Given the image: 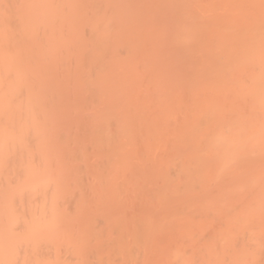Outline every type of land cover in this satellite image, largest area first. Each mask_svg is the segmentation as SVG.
<instances>
[{
	"label": "bare ground",
	"instance_id": "1",
	"mask_svg": "<svg viewBox=\"0 0 264 264\" xmlns=\"http://www.w3.org/2000/svg\"><path fill=\"white\" fill-rule=\"evenodd\" d=\"M62 1H64V0H62ZM62 1H60V0H0V264H72L69 262H65L66 260L64 261V259L61 258V256H62L61 253H63L61 250V247H62V249H63V247H65L68 250L76 251L75 252L76 254L78 253L76 255V259H75V263L77 262L76 264H89V263L93 264L92 262L97 257L96 256L97 254H99L101 256V257H98V259L100 260V264H103V262L105 264L106 263L112 264L113 262L117 261V258L114 261L113 260L114 256H111L112 260H110V257H109L108 259L110 261L108 259H106L107 262L105 261V258L108 256V254L110 252L111 253L109 254V256L113 253H114V255L117 254V253H115V251L112 252L113 248H114V250L117 249L116 246L119 247L118 248L119 251L117 250L116 252H120L119 255L121 254V255L125 256V261L127 264H130V262H129L130 260H131V264H134V263H136V264L137 263H140V264H264V261H263L264 260V258H263L264 257L263 256L264 255L263 254L264 253V220H263L264 219V217H263L264 216V212H263L264 211V181H263L264 180V168L262 166V164L264 162V160H263L264 159V0H207L206 2H204V0L203 1H201V0L200 1L189 0V2L187 1L186 4L189 3L190 8L189 7L186 8V6H188V4L187 5L184 4L186 0H184V2L182 1L183 5H182V3L180 4V0H175V1H173V0H153L151 2L150 6H149L147 0H136V1L134 0L136 3H133V5L136 4L135 6L131 5V3H130L133 0L132 1L129 0L130 4L126 3L128 0L127 1L125 0L126 1L125 3L127 5H129V6H127L125 4L126 7H130V10H131V7H132V9L134 7V10L136 13V14L134 12L132 13V11H134V10H132L131 11L132 14L130 13V15H128V17L126 16L127 14L126 15L124 14V12L128 11L129 9L128 10L126 9L124 11V10L120 9L118 6H117L118 10L119 9L122 10L123 14H121V11L119 10L120 11L119 17L115 16V15H118L119 13H118V10L116 9L117 12H115V15L113 14L116 6L113 4V3H115V1L114 2L112 1L113 7L115 6L114 11L112 10V12H113L112 16H114V18L113 17L109 18L108 16L111 17V15L107 14V17L110 20H108V18H107V20H105L106 15L105 16L103 15L104 18H101L102 16L101 17L99 16L100 17V19H99L97 17V14L99 15L98 10L101 8L103 9L104 6L107 4V1L109 2L111 0L100 1L101 3L106 1L105 5L104 4L99 5L100 3H98V0H96L98 4L96 3L95 0H92L94 3L97 4L96 5L97 7H96L94 4H92L93 2L92 3L90 2V5H92V8L94 6L96 7L97 13H96V11H94L93 14H96L95 18L100 20V22H98V20H95L94 23L92 22L94 19L89 20L90 17L84 18V16L87 14L86 12H88V10H89V9H87V7H88L87 4L91 0H89V1L87 0L88 1L87 3H86V0H83V1L82 0H77V1L73 0V2L75 4H76V2H77V4L79 3L77 6L71 5V3H67V0H65L63 3H65V6L67 5V7H65L63 5ZM70 1H72V0H70ZM172 1L174 3L179 1V3L177 4L178 6L176 8H178V10H179V5H180V9L183 6L186 8L185 9L186 11L181 10L177 13V15H173L175 12L171 8L172 5L171 6L169 5V3L172 4ZM60 2H61V6H63V10H60V9H62L61 6H60V9L58 7V5H60ZM140 2H141V4H140ZM196 2L201 3V4L203 3V4H202V6H200L201 4L198 5V3H196ZM84 3H86V5H87L86 8L84 6L85 5ZM116 3H117V0H116ZM143 3L144 4L147 3L146 6L148 5L149 7L152 6L151 7L152 10L150 8H148V6L145 7V5H144V7H145L144 8L142 6ZM194 3H196V5H198V7L200 6L199 7L200 13L195 14V16L191 15L192 13H194L198 10V9L196 10L197 7L194 6L195 5ZM110 4L108 3V5L105 6V8H106L105 10H107L109 14H111L110 13V10H111ZM82 5H83V8H82ZM122 5L123 4L121 3V7H122ZM204 5L206 6V8L203 7ZM78 6L80 9L78 8ZM100 6H101V8H100ZM167 6H170V8L173 10L174 13H172V15L169 14L170 16H168L166 14V16H168V18L165 19L164 18L165 15L164 16H162V15L166 11L163 12V10L161 8H163L164 10H166L168 8L167 10H169L170 8ZM69 7H71L70 8L71 11H70ZM76 7L80 11L82 9H84L85 11H83V13L85 12V14L83 15L80 11L76 10L75 9ZM126 7H123V9H125ZM72 8H74L75 10L73 9V11H72ZM107 8H109V10ZM138 8L140 11H138ZM64 9L67 11H65ZM141 9H143V11ZM149 9H150L151 13L150 12H147V13L144 12V11H148ZM153 9L155 10V12ZM187 9L190 10V14H188L189 10L187 11ZM50 10H52V11L54 10V11L51 12ZM157 10L159 11L158 13H156ZM208 10H209V12H208ZM61 11H63V15H62V13H60ZM77 11H78V13L80 12V14H78ZM161 11L163 13H161ZM170 11L169 12L167 11L166 13H170ZM201 11H203V12H201ZM49 12H51V15ZM100 12H102V11L100 10ZM104 12H106V11H104ZM52 13H53V15H52ZM65 13L66 14L69 13V15L71 14L73 16L71 17L67 14L68 18H66ZM144 13L146 14L147 17L144 16L145 15ZM152 13L153 14L156 13V16H154ZM203 13H206V14H203ZM77 14H78V16H77ZM102 14H104V13H102ZM133 14L135 17L134 16L132 17ZM157 14L161 17H159ZM202 14H203V17H202ZM43 15L44 16L46 15V16L44 17ZM86 16H90V14L86 15ZM157 16H158V18L162 19V20H159L162 22L164 20L170 22V20L172 21V19H174V17H172V16H176L175 17L176 21L174 20L175 22L172 21V24L170 23L171 25H175V27H173V26L171 27V25L168 22L166 24L165 21H164L165 23L163 22L164 24L162 23L163 26H161V22L156 20L157 23L159 24L158 26H161L157 29L156 28V27H158V26H156L157 24L155 23L156 25L155 24L152 25L154 21L151 22V20H153ZM52 17H54V18H52ZM57 17H58V19H57ZM70 17H71V19H70ZM75 17H77L79 19L76 20ZM82 17L85 19V21L87 20L84 24L85 27L82 26V24H83V22H82L83 18ZM122 17L127 18V20L125 19L126 21L123 19L125 21V25H126L125 27H123L124 25H122V24H124V22L118 23V25H116L117 22H119V21L121 22ZM136 17H137V19H135ZM162 17L164 18V20ZM171 17H172V19H171ZM191 17H195V18L191 19ZM117 18L118 19L121 18V19L118 20ZM142 18H144V19H142ZM169 18H170V20H168ZM185 18H189V19L182 21ZM200 18H202V19H200ZM50 19H53V20L51 21ZM61 19H62V21H61ZM140 19H142L143 21ZM54 20L55 21L57 20L56 23H58L59 27L57 24H55ZM79 20H81L80 22H82V23H79ZM129 20H131V21L129 22ZM187 20H188V22H186ZM72 21H73V23H71ZM76 22L79 23L78 26H76L77 25ZM89 22H90L91 26H92V24L94 25L93 28H91L93 30L92 31L89 30L91 27L90 26L89 28L87 27L88 29H85V32L88 33V31H90L92 33L91 34L89 32L90 35L88 33V35L92 36V38H93L92 39L90 37L92 40L89 38L90 42L94 41L93 45L96 48V50H98V51L94 52V49H92L93 50L92 51V50H90L91 48H89V50L93 52V53L91 52V54H90V51L88 50V45H85L87 43L86 42L87 39L85 40L83 38V41L86 42L85 44H83V41L81 40L82 38L80 39V38H78L79 36H75V35L73 36V34L78 33V32L73 33L75 31V29H74L75 26H76V28L77 27L80 28L79 25H81L82 26L81 28L84 30V28H86V25L87 26L89 25ZM62 23H64V25ZM46 24H48L47 27L46 26L44 27V25H46ZM54 24L57 26V28H55L56 26ZM72 24H74V27H72L73 26ZM149 24L152 25V27ZM168 24L170 25L171 28L166 26ZM41 26L43 27V31L41 29L42 33L40 35L42 37V40H43V36L45 38L47 35H48L47 36L48 38H50V36H52L53 38H57V36L59 34L62 35L61 32H63L64 29L69 28L67 26H71L69 28V30L70 29L72 30V28H73L74 31H72V33H73V34H71L72 40L70 43L68 42L69 43L68 45L72 44V42H74L76 39L78 42V39H79L80 47H79L78 43L75 41L73 43V45H71V47L74 48V50L71 49L70 50L71 52H69V50H66L65 53L63 54L62 53V52H64L63 50L65 49V47H67V43H64L65 37H67L66 39L69 40L68 36L66 35L67 33L64 34L65 35L64 37H58L57 41L55 40L56 43H55V41H53L54 40L53 38L52 39L50 38L51 39V41H50V39H48L46 37L44 40L47 39L46 40V42L48 43L47 44L46 42H44L42 40L40 41L38 31L40 30L39 28H41ZM148 26H150L154 31H151V28ZM153 26H156V27H153ZM162 27L165 29H163ZM44 28H46V30H50V32H48L47 35H46L47 32L45 33L46 30L44 31ZM51 28H53V29H51ZM59 28H63V30L59 29ZM149 28H150V30H148ZM167 28L170 29V31L168 33H166V31H164ZM54 30L58 31V34H57V32H55L56 33L55 34ZM71 30H70V32H71ZM77 30H78V28H77ZM80 30L81 29H79V31ZM155 30H156V32H155ZM52 31H53V34L55 36L51 35ZM148 31L151 34H154L158 38V41L156 42V44H157L156 47H158V45H159V48H163V47H161V45L163 44L164 45L163 49H166V51H167V47H169V49H170V45H167V43H168L167 41L171 40L170 43L174 42L173 43V44H175L174 49L176 50L175 47H177L179 52L177 50L175 51L174 49H172L173 47H171L170 50H174V51H172L174 53L169 52V50L167 53L168 54L172 53V54H170V56L172 57L174 55V58H176L179 54V56H178L179 59L173 58L174 60L179 61V60H181V58H184L181 61H179L178 63H176L177 65L181 64L180 66H177L178 67L177 69H175V66H176L175 64L171 66V63H168L167 61H163V54L162 55L158 54L159 57H161V58H159L156 53L155 54L151 53V49L154 47L155 42L149 40L150 37L147 38V36H145V33H147ZM82 33H83V31H82ZM155 33H157V34H155ZM165 33L167 35H165ZM42 34H43V36H42ZM161 34H162V36H165V37H162ZM83 35L86 36L85 33ZM88 35H87V38L89 37ZM116 35H118L119 39H122L124 44H125V42H127L128 44L123 45V44L118 43V41H116ZM158 35L161 37H158ZM72 36L75 37L76 39L73 38ZM166 37H167V39H165ZM59 39H63V40H59ZM164 39L166 40V43H164V41H165ZM37 40L39 41V43ZM48 40L50 43L52 42L53 45H51L48 42ZM80 40L82 42H80ZM111 40H113V43H110V42H112ZM161 40H162V42H161ZM90 42H88V44L91 47L92 43H90ZM114 42L117 45H119V44L121 45V47L119 45V47H120L119 53L123 52L124 57H126L127 59L121 56L122 53H120L118 55L117 51H116L117 49L114 50V48H113V51L110 50L111 45H114ZM37 44L40 45V47H37ZM46 44L47 45L50 44V47L52 48V49H50V47H48L47 49H50V50H47L48 51L47 53H45L46 51L44 50L46 48ZM116 44H115V47L117 48ZM176 44H178V45H176ZM42 45H43V47H42ZM54 45H55V47H54ZM83 45H85L84 51L87 53L85 55L86 56L88 55L89 58L86 56L84 57L85 52H83V54L81 52V51H83V49L81 50L80 48H83ZM77 47H79V49ZM122 47H125L126 53H124V51H125L124 49H123V51L121 50ZM75 48L77 49L76 51L80 50L79 55L77 54L78 52L77 53L74 52ZM139 48H141V50ZM108 49L111 51V53L113 52L116 56L118 55V58L122 57L119 60L121 61V63L125 64L124 67L126 69V73L128 76L127 78H130V79L133 78V79L137 80L136 84L138 86V89H135V91L133 90V87L131 86V84H132L131 81L129 82L130 89H127L128 88L127 83H125L126 84L125 87L123 86V88H126V89L123 90L122 87H121V89H119L120 85L121 86L125 85L123 82L124 80H121V78L123 79L124 76L122 77V75H121L120 77H118V75L122 74L121 71L118 69L120 71V74H119V71L114 66H112L114 64L113 63L111 64L109 62L110 58H111L110 56L112 54H110V51ZM37 51L39 53L38 58L36 56ZM100 51L102 53H98ZM108 51H109L110 56L108 55ZM154 51H155V49H154ZM50 52H51V54H50ZM88 52L90 55L88 54ZM103 52L104 53L107 52V54L105 53V55H102ZM175 52L176 53L178 52V54H176ZM42 53L49 54L50 57L48 55H42ZM61 53L63 54L64 57L63 56L60 57ZM72 53H74V54H72ZM75 53H76V55H78V57H80L79 60H76L77 58H75V56H76ZM95 54H97L98 57ZM98 54L102 55L103 57L100 58L101 56H99ZM193 54H197V55L194 56ZM41 56L42 57L45 56L44 59L41 58ZM94 56L96 57V59L94 58ZM105 56H107V57H105ZM128 56H130V57H128ZM72 57H74L75 59ZM108 57H109V59H107ZM134 57L137 58L138 61H136V59ZM47 58L49 60H53V61H51L52 64H53V62L55 63L57 61L56 62L57 64L55 63V64H53V66H50L51 64H49V60ZM90 58L92 59V61L88 60ZM103 58H106L107 60L106 59L104 60ZM123 58L126 59L127 61H130L132 64L130 62L124 61ZM42 59H43V61H42ZM61 59L64 62H66L65 65L63 64L64 62H62ZM81 59H82V61H81ZM100 59H102V60H100ZM159 59H162L163 62ZM37 60H39V61H37ZM44 60H45V63H44ZM54 60H56V61H54ZM58 60H59V62H58ZM67 60L70 62L74 60L73 64L75 61H79L78 62L79 64L77 62H75V65L78 64L79 67L77 66V68H74V69L72 68L73 71L75 69H78L77 71H79V73H81L80 72L81 70H79V68L81 69V67L83 66V62H84L83 60H87L89 63L93 62L94 60H96V61L100 60L99 63L101 61L102 62L107 61V62L103 63L104 64L103 67L102 66L100 67V65H103L102 62H101V64H99L98 61H97V65L95 64V66H97V71L100 68V70L98 71L99 73L103 71L101 73L102 75H103L104 71L105 72L107 71V69H108V71H111L110 68L112 67L111 69L113 71H111V72H113V73L115 72L114 73L115 76L113 78L114 79L113 83L115 84L114 81L116 79L117 80L120 79L119 80L120 82L122 81L120 83L119 81L116 80V83L119 82V83H117V85L120 84V85H118V87L116 84L114 85L115 87L118 88V90H115L114 89L115 87L112 86L111 83H110V85H111V87H110V86H108L109 84H107L105 82V81L109 82L108 79L112 78L111 72H110V75L107 72L108 74L106 75V78H108V79L106 80V79H104L105 77L100 78L102 76L101 74L96 75L97 71H94V69L96 67L93 68L94 66L90 65L91 69L87 70V71H89L88 74L90 73V71L95 72L94 75L99 76L98 78H100V79H98V81L99 82L102 81L104 83L103 85L108 86L109 89H113L115 94L118 93V94H116L115 97H118V98L122 97L121 99H118V98L117 99L120 100L121 103L130 104L129 107H131L133 109V111L135 112V114H132L133 112H131V110H129V108L127 109L126 106L125 107L121 106V104L120 105L119 104L118 105L117 104H111L113 101L112 102L110 101V104L112 107L108 106V105H110L109 104V98H106V101L108 103L106 101H104L105 98H102V95H104V93L106 95V93H108L110 91L108 89V87H107L108 92L106 90H104V92H102L103 90L101 91L102 95L100 94L101 92H99V94L97 93L99 86H97V88H98L97 90H94V91H97L96 93L98 96L101 95V98L98 97L101 99V100L99 99L100 101H102L101 103L105 102V106H104V104H102V105H103L104 111L106 113H103L102 118H105V116H106V118L108 119L109 116L111 118V115L113 117L115 116V118L113 119L114 123L117 121L115 124L113 123L112 119H110V118L109 119L112 122L113 129H114V127L116 129L117 128L118 129L113 130L111 128V126L108 128L106 127L107 129L103 128V127H105V125H107V123L104 119H103V122L106 124L103 125L100 122L102 120L101 115H99L101 120L98 119V121H96L95 119H93L96 121L94 123L93 127L96 128V130L98 128V130H97L98 132H101L105 129L104 130L105 133L104 132H102V133H104V135H108V136H110V135L114 136V134H112V132L115 131V135L117 132L118 133L117 135L121 138V142H122V144H119L120 141L118 140L119 139L118 136H117L118 138L117 137L115 138L118 140V141H116L117 143H115V139H113V141L111 139V138H113V136L112 137L110 136L111 137L110 140H106V139H109V137L106 138L107 136L104 137L103 134H101L100 137H102V142L100 140L101 138H99L100 143L96 142V144L98 143L99 145L98 144L96 145V144H94L95 142H93L92 144L94 146L96 145L95 148H94V146L90 147L89 146L90 144L87 146V148L90 147L89 149H87V151L90 152L91 151L90 149L94 148L92 151H94V153L96 152V154L97 153L99 154V156L97 155V157H99V158L103 157V158H106L108 160V161L107 160L105 161L103 159L105 162H108L107 163L108 165H107L106 169H105L106 165L105 166L102 165L105 170H104V172L102 171L101 174H98L100 172H98L97 170L96 171L98 173L97 172L93 173L92 169H90L89 171H86L88 173V174L86 173L87 176L90 177L89 180L92 179L91 175H89V174H91V173H89L90 171H92V173L94 174V177H95V174L100 175V178H98V179H101L100 184H96L94 186V188H96V189L93 190V188H92V191L95 193L94 195L97 196V197L96 196H94V197L100 198V196H103L102 198L105 199V197L111 196L108 198L109 199L112 198V201L114 203L113 204L111 202V200L109 201L106 198L107 199V200L105 199L106 203L100 202V204L101 205H102V203L106 204V205L103 204L104 208L111 204L112 207L110 206V211H109V207L106 208L108 210V212H107V210H105L102 207H101V209H98L99 215H100L99 210L104 209L103 212L101 213L100 217L102 219V216L106 215L104 220H106L105 222H108L109 220H111V221H109V224L113 225L112 228H114L115 223L118 222L117 223L118 226L115 225V228H116V229H114L115 231H113V229L110 228L109 226H106L109 230V234L106 233V235L107 236L113 235V236H111L112 239L109 236L108 237L105 236V238H107V240L110 239L108 242V246L106 248H104V246L106 244L103 245L100 242V240L97 239L101 236L102 237L104 236L103 235L104 231L98 232L100 229L99 230L97 229V232L99 234L103 233L102 235L100 234V236L98 235L97 232H96L97 234L94 235L95 232L93 231L94 234L91 233L92 234L91 238H89L90 234L86 233L88 230L91 231L92 229L90 228L87 230L88 227L87 228L85 227L86 226L85 224L89 220H87L85 222H82V221H84L87 218L89 219L92 215L89 213L91 216L88 215L89 216L88 217L87 214L84 215V213H83V216H82V212H81V210H83L82 204H81L82 207H80L81 213L79 212L81 214V216H80V214H78L79 216L77 214H75L77 212L74 211L75 213H73V214H75L77 216L76 217L72 216V218H68V215L65 214L67 212L63 211L65 206L61 205L62 197H64V195H66V193H68V192L70 193L69 189H71L70 185H69V182H72L70 180L71 174H69L70 176L67 175V171L70 168L69 166H71V168H72V165H69V163L71 161L75 160L77 155L79 157H77L76 160L78 159L77 161L79 162V160L81 159L79 153L81 154V152L83 150H81L82 148H80L79 152L75 151L76 153L74 152V150L70 151L69 147H66V145L71 146V144H68L67 142H69V141H67L66 139H65L66 142L63 143V144L67 143L66 145L60 144V142L62 143L63 141H65V140H63L64 136L61 139L62 141L59 139L61 137L59 135L62 133V131L65 130L68 134V138H70V136L73 137L72 134H69L72 132V129H71V132L67 131L68 129H70V128H68L69 125L67 127V130H66V127H65V129H63L64 125H63V128H62V126H60L63 121H61L59 123L58 120L54 119V116L55 117H58V116H56V114H54V115H51V114H53L52 112H54V113L58 112L59 110L57 111V108L61 107V108H59L60 109L59 112H61V113L59 114V112H58L57 115L59 114L60 115L59 117L62 116L61 114H62L63 110H61V109H64V106L67 105V103L64 104V106H63V103L61 104L59 100L63 97H66L67 94L65 93L66 94L65 95L64 93H62L63 92V91H61L62 87L59 88L58 86H56L57 84H55V83L58 80L56 81V79H55V83L53 82L54 85H52L53 83L50 82L51 79L48 78L47 80H49V81H47V82H45V80L48 77L47 76V70H48V73L51 75V78H52L53 67L56 68L58 63H60L61 66L63 65V66L68 67L67 64H69L70 62L68 63ZM36 62L37 63L41 62V63L39 65V64H36ZM80 62H82V63H80ZM111 62H112V60H111ZM184 62H185V64L182 65ZM106 63H108V64H106ZM46 64H49V65H46ZM105 65H108V68H107V66L105 67ZM44 66L50 67V68L44 69L43 68ZM109 66H111V67H109ZM129 66L132 69H134V68L135 69L131 70V68ZM173 66H174V68H172ZM71 67H73V66H71ZM88 67L86 66L87 69H88ZM104 67L106 69L101 70V69H104ZM138 67H140V68H138ZM181 67L183 68V70L185 69V71H183ZM51 68H52V70H51ZM187 68L189 69L188 74H186L187 73L186 71L188 70ZM49 69H50L51 73L49 72ZM172 69H174V70H172ZM68 70H69V68H68ZM163 70L165 72H163ZM170 70H172V71L176 70L177 73H176V71H175V73H171L172 71H170ZM43 71H44V73H43ZM77 71L75 70L74 72L76 73ZM182 71H183V73L185 72L184 76L182 77L183 79L180 76V75H182V74H180V73H182ZM39 73H41L42 75ZM67 73L69 74V72H66V74ZM130 73H132V75H130ZM43 74H44V76H43ZM133 74H134V76H133ZM163 74H165L164 77H163ZM172 74H175V75L179 74L181 79L177 78L176 77L177 75L176 76L173 75V76H175V79L178 82L175 83L174 88L172 90L167 92L168 88H166V89L163 88L164 87L163 82H164L165 78L169 79V77H172ZM76 75H74L75 77H72V79H71V75L69 74V80L71 79L70 81H72L74 79L72 81V84L78 80V77H80L79 76L80 74L78 75V73H76ZM90 75H92V73ZM94 75L91 77H95ZM185 75H187V76H185ZM54 76H57L56 77L57 79L59 77H61V75L58 76L57 74ZM81 76H82V74H81ZM39 77L42 79L44 77L45 79H43V80H44L45 84L47 83V85H49V86L52 85L53 87L51 86L52 88L49 87V89L47 87V89H46V85L43 83L44 84L43 86H45V88H44L45 90L44 89L41 90V88H43V86H41V83L39 82ZM84 77L85 76H83V78ZM185 77H187V78L184 80ZM53 78H55V77H53ZM75 78L77 80H75ZM61 79H64V78H61ZM61 79H60V81H61ZM89 79H90V84H92V85H90L88 83ZM89 79H88V82H87V80H83V83H82V80H80L81 82H79V80L77 81V83L79 82L81 84V86L83 84L82 88H83L84 92H85L84 86L87 87L86 91H88V93L92 92V90H93L92 86L93 85L94 86L98 85V81H96L94 79V82L95 81L96 82L93 83L91 80L92 78H89ZM102 79H104V80H102ZM176 80H175V82H176ZM62 81H64V80H62ZM84 81H86L87 83H85ZM126 81H128V80H126ZM59 83L60 82H58V84ZM84 83H85V85H84ZM60 85H64V82L63 83L61 82ZM77 85H75V86H77ZM37 86H38V88H37ZM55 86L57 87V89H60V90L56 91L57 89L55 88ZM78 87H79V85H78ZM82 88L80 87L81 90L78 88V92L82 91ZM90 88H91V91H89ZM94 88H96V87H94ZM53 89H55V90H53ZM65 89H66V87H65ZM46 90H47V92H49L48 90H50L49 96H51V94L53 92H54L53 93L54 95L56 93V96H52V97H54V99H56L57 97L58 98L60 97V99H58V98L56 99V101H59L57 103L59 105L61 104L60 106L56 105L55 102L54 103L52 102V104H51L50 99H49L50 101L45 100V98L49 97L48 94H47L48 97L43 96L44 97L43 98L41 96V95H45V94H41V91H46ZM60 91L64 96L61 95V93H59ZM57 92H58V94H57ZM64 92H65V90H64ZM119 92L121 93V95L119 94ZM123 92H125L124 93L125 96L127 95L124 98L128 101L124 100ZM126 92H127V94H126ZM68 93H70V92H68ZM70 94H68L69 96H67V98L72 97V94H71V96H70ZM89 94H93V93H89ZM84 95H86V94H84ZM94 95H95V93L93 94V96ZM133 95L136 98L133 97ZM130 96H132V97H130ZM90 97L86 98L85 101H87V99L91 101ZM127 97H129L130 100ZM74 98H70V99H74ZM75 99L74 100L77 103H80L79 99L77 101V97ZM93 99H95V98L93 97ZM63 101H64V99H63ZM75 101H73V102H75ZM49 102H50V106H49ZM61 102H62V100H61ZM84 102H83V104H84ZM71 104L76 105L75 103L74 104L71 103ZM93 104H95V102L92 103L91 105L93 106ZM113 105L114 106L116 105V107L114 108ZM51 106L53 107V109H56V111L53 110L52 112L49 113V111L52 110ZM76 106H75V108L77 109ZM79 106H81V105H79ZM95 106H94V108L98 109ZM71 107L73 109V106H71ZM75 108H74V110H75L74 113L78 110V109L76 110ZM85 108H87V107H85ZM89 108H91V107H88L85 110H89ZM79 109L81 110L80 107H79ZM66 110H67V108H66ZM94 110L93 111L91 110V111L92 112L98 111L97 115L101 112V111H99V109L97 111H94ZM109 110L111 111V113H109ZM89 111H86L87 112L86 113L82 108L81 114L79 113L80 111L76 112V115H78V116L73 114V116H75V119H77V118L78 119L73 120V122L72 121H68V122H72V124L74 126H76V124H74V122L75 121L78 122L79 118L83 117V115L86 116V114H89V113H90L89 115H91L92 112H89ZM121 111H123V112H121ZM66 112L67 113L70 112V115H71V111L67 110ZM72 112H73V110H72ZM82 112H85V114L84 113L82 114ZM124 112H126V113H124ZM129 112H130V114H129ZM92 114H96V113H92ZM100 114H102V113H100ZM113 114H115V115H113ZM66 115L64 112L63 116L65 117ZM70 115H68V116H70ZM99 116L94 115V118L95 117L98 118ZM128 116H130V117H128ZM131 116H132V118H131ZM124 117L127 118V119L125 118V121H126L125 123L123 121ZM66 118L67 117H65V120H67ZM86 118H87V120L89 119V121L92 120V119H90L91 116H90V118H89V116H86ZM128 118H130V119H128ZM50 119H52V120H50ZM72 119H74V118L72 117ZM53 120H55V121H53ZM81 120L82 119L79 120V123ZM110 120H109V122H110ZM91 122H94V121H91ZM91 122H89V123H91ZM107 122H108V120H107ZM56 123L57 124L59 123L60 125H57ZM97 123L99 125L102 124L103 129H101V126H102L101 125L100 126L101 130H99V127H96V126H99ZM126 123H129V125L131 123H133L130 126L134 125V127H132V128H136V129H133L135 131L134 132L135 135L137 136V137L135 136V138H134L135 140L129 139L130 134L126 130V128L123 127V124L126 125ZM187 123H188V125H187ZM189 123H191L190 124L191 126H189ZM52 124H54V125H52ZM63 124H65V123L63 122ZM67 124H69V123H67ZM87 124H88V122H87ZM87 124H83V126H78L75 128H79V130L78 129H76V130L82 131L84 129V125H87ZM95 124H96V126H95ZM185 124L187 125L188 128H186ZM192 124H194V125L192 126ZM109 125H107V126H109ZM57 126L60 127V129H58ZM88 126L89 125H87L85 127L87 131H89ZM90 126H92V125H90ZM183 126H185V128H186L185 131L183 130V129H185ZM51 127H54V128H51ZM189 127H191V128L189 129ZM80 128H82V129H80ZM55 129H56V131H55ZM188 129H189V131H188ZM76 130L74 131V133H75V136L73 137L74 139H75V137L78 136V134L76 133ZM93 130L94 129H92L91 131L93 132ZM179 130H180V134H179ZM84 131H85V129H84ZM110 131H112V132H110ZM55 132H56V135L58 133V137L56 135H54ZM109 132H110V135H109ZM181 132H183V133L185 132V136H183L184 138L186 137V139L188 138V140H193L191 142L190 141L188 142V140H187V142H186V139H185V141H183L184 143L182 142V139L179 141V142H181L180 143L181 147L183 144H185L183 146L186 148L187 145L190 144V145H188V147L190 146L189 149H188V147L186 148V149H188L189 153L186 152L184 150V148L183 147L181 148L180 146H179L180 148L179 147L178 148L180 150L181 149L184 150V152L181 150L182 153H179L181 151L177 150L178 149L177 146H175L169 142V138H173V139H176V138L178 139L179 137L181 138L183 135V134H181ZM94 133H95V130H94ZM97 133H96V135H99ZM52 134H53V136H51ZM81 134H82V132H81ZM178 134L180 135L179 137H177ZM191 135L194 136V138ZM56 137H57V139H56ZM84 137L85 136H83L82 139H86ZM90 138H91V136H90ZM104 138H106L105 139L106 141H111V142H105L104 143ZM165 138L168 140L166 144L163 143V141H165L164 140ZM184 138H183V140H184ZM48 139H50V140H48ZM74 139H70V141L72 140V142H73ZM159 139H161V140H159ZM30 140L33 141V143ZM51 140H52V142H51ZM55 140L57 143L55 142ZM77 140H79V139H77ZM92 140H91V142H92ZM95 140H96V138H95ZM158 140L163 143V146H161L162 143H159ZM97 141H98V137H97ZM28 142H29V144H28ZM72 142H70V143H72ZM74 142H76V141H74ZM79 142H76V143H79ZM123 142H124V144H123ZM156 142H158V145L155 144ZM168 142H169V144H168ZM30 143H32L33 145H31ZM55 143H56V145H55ZM84 143H86L85 140H84L83 144ZM59 144L61 147L59 146ZM126 144H128L129 146ZM164 144H165V147H164ZM124 145H125V147H124ZM156 145L161 146V149L163 147L162 151H161V149H159V147L157 148ZM57 146L60 147V148L58 147L59 150H61L62 146L63 147L65 146L67 149L66 148H64V149H66L67 152L69 151L68 154H70V155L66 156L67 154L65 153L66 152L65 150H62V152H64V153L58 152L59 150L57 149ZM79 146H83V145H79ZM99 146H101L102 149L103 148L108 149V151L107 150L104 151L105 149L103 150V152H105V153L107 152L108 154L103 153L102 155H100V153L102 152V149ZM126 146L131 147V149H128ZM52 147L56 151L53 152ZM155 147H156V149L154 150ZM76 148H77V146H76ZM96 148L101 149V152L99 153L98 152L99 150L95 151V150H97ZM175 148H176V151H175ZM83 149H84L83 152L85 153L86 152L85 147ZM153 150L156 151L155 154L153 155L154 157L152 156ZM158 150L161 152H159ZM171 151H173V152H171ZM185 152L188 155H186ZM57 153H59V154H57ZM156 153H157V156H156ZM13 154H15V155H14V157H12L13 158L12 159V158H10V156L11 155L13 156ZM63 154H65V156H63ZM73 154H74V156H73ZM104 154L106 156H109V157H104ZM163 154H165V156ZM173 154H176V155L174 156ZM84 155L86 157V153ZM72 156L74 159L73 160L71 159V161H70V158ZM89 156L87 157V159H85V161L89 160L88 158H91ZM179 156H181L182 159ZM68 157H69V159H68ZM94 157H95V155H94ZM178 157L180 158V160H178L179 159ZM9 158L11 160H9ZM93 158H91V159H93ZM99 158H98V160H99ZM161 158H162V160H161ZM173 158L177 159L178 161H181V163L179 164V162H178V164H177V160H174ZM64 159H65V161L69 160V162L67 164L68 166L65 165L66 162L64 161ZM156 159H158V160H156ZM257 159H259L260 161L262 160L261 161L262 164L261 165L258 164V165H260V167L262 169L260 168V170H259L258 168H256V169L254 168V170H257L256 173L250 172L251 174L253 173L254 176L251 175L250 177H248V179H245L246 180L245 182L238 179V177H241V176H240V174L237 175V173L239 171H241L244 175L245 174L244 171H247L249 169L248 165L250 166V163L253 164L254 162L257 163V161H259ZM13 160H15L14 163H13ZM81 160H80V162H81ZM157 161L163 162V165L161 163H157ZM251 161H254V162H251ZM260 161L258 163H261ZM83 162L84 161H82L78 165L84 166ZM89 162H93V161L89 160ZM89 162H87V164H89ZM74 163L75 162L73 161V164ZM96 163H97V161L95 162V164ZM99 163L101 164V162H99ZM164 163H167V164L164 165ZM62 164L65 165L66 167L65 166L62 167ZM70 164H72V163H70ZM75 164L78 167L77 163H75ZM90 164H92V163H90ZM149 164H150V166L152 165V167H151L152 173L157 175V177L154 175L156 178L153 177V179L155 178V180H156V184H154V185L161 184L159 186L160 187L162 186L161 188H159V186H156V188L158 187V190H159L158 193H161V194H158L155 191V189H153V187H151L154 191L152 193V194H154L153 198L154 197L157 198V199L154 198V200H155L154 202L157 201L156 204L157 205L159 204L158 206L164 205V206H162V208L164 207L163 211L164 210L165 211L164 212L161 211L162 208L159 210H158V208H156L157 210L156 209L155 210L158 211V212H156V211L152 210L151 208H150L151 209L150 210L149 208L145 209V207H144V210L147 212L146 213L143 212V214H144L143 215V214H141L142 213L141 210L135 211V208H137V207L134 206V208H133L134 214L132 213L134 217L133 216H131V218L126 217V216L131 215L130 213H129V215H127L126 214L127 211H125L126 212L124 214L125 216L124 215L121 216L123 214V209L120 208V207H123V206H121V204L126 206L129 204V201H130V200L126 199L127 197L131 196V198H132L133 196H135L133 194H136V193L138 194V192L141 190L142 192L140 191L139 194H141V196H142L141 197L142 201L144 200V198H147L145 196V194L147 195V190H149V189L146 190L147 187L144 188V186L146 184L148 186V182H149V186L151 185V183L147 177H149V175H150L149 178L151 179L152 178L151 175H153V174L147 175L146 174L147 172H145L144 169H143L144 173L142 174L141 168L143 166H144L143 168H146L149 166ZM92 165H91V168H92ZM159 165H161V166H159ZM73 166L75 167V165H73ZM102 166L101 165L99 166V164L97 163V167L101 168ZM67 167H69V168L67 169ZM74 167L72 168V170L74 169ZM84 167H82V168L80 167L81 169H76V167H75L76 170L73 171L72 178H74L76 174H78L79 177H81L82 176L81 173L82 174L84 173L82 171V169L84 170ZM161 167H163V168H161ZM174 167L176 169L179 167V169H177L176 172H173V170H175ZM251 167H252V165H251ZM254 167H257V166H254ZM71 168L69 169L68 172L72 171ZM85 168H87V167H85ZM89 168H87V169H89ZM244 168H245V170H244ZM94 169H97V168H94ZM134 169H136L137 172ZM252 169H253V167H252ZM64 170H66V173ZM79 170L81 172L77 173V171H79ZM151 170H149L150 173H151ZM129 171H131V172H129ZM178 171H179V173H178ZM171 172H172V174H171ZM74 173H75V175H74ZM129 173H131V175ZM137 173H141V176L139 177L140 174H137ZM86 174H83V175L86 176ZM126 174H127V176H126ZM144 174L147 176L144 177ZM177 174H179V175L182 174L181 175L182 177L181 176L177 177ZM185 174H186V176H184ZM98 175H97V177H98ZM159 175H161V176H159ZM243 175H242V180L244 179L243 177L245 176V175L244 176ZM173 176H174V178H172ZM208 176L209 177L213 176V177L209 178L210 182L208 181V179H206V178H208ZM79 177L77 176V178H79ZM86 177H85V182H87V180H88ZM143 177L146 178V181L148 180L147 183L144 181L145 179ZM139 178H142V179H139ZM158 178L161 179L162 181L159 180ZM182 178H185V180ZM227 178H229L228 179L229 181H226ZM80 179H82V183L84 184L85 183L83 180L84 177H81ZM174 179L175 180L177 179V181L175 182V183L178 182L177 185H175ZM193 179H195V180H193ZM204 179H206V180H204ZM212 179L214 181H212ZM220 179H224V180L221 181ZM157 180H159V182ZM171 180H173V181H171ZM140 181L144 182L143 186L140 185V184H142V182H140ZM192 181L193 182L195 181V183L193 184ZM211 181L213 182V184ZM220 181L222 183L224 182L225 184H221ZM230 181H231V183H229ZM260 181H262V182H260ZM75 182H74V184H75ZM152 182L155 183V181H152ZM157 182H158V184H157ZM218 182H219V184H218ZM240 182L241 183L244 182L245 184L243 183L244 184L243 185ZM82 183H81V186H84V188H85V186H87V184L83 185ZM186 183H188V184L190 183V184L184 185ZM199 183H200V186H199ZM76 184H77V182H76ZM163 184H164V186H163ZM206 184H208V185H206ZM227 184H229V187H227ZM259 184H260V186H259ZM138 185H139V188H140V186H142L141 187L142 189H139ZM193 185H195V186H193ZM204 185H205V187H204ZM209 185H211V186H209ZM77 186H78V184H77ZM151 186H153V185H151ZM184 186H187L188 189H187V187H184ZM220 186L222 188H220ZM71 187H72V185H71ZM73 187H72L71 191L74 190ZM89 187H91V186H89ZM201 187L203 189H201ZM206 187H209L210 189H214V187H215L217 190L218 189L219 190L217 193H216V189L212 190L213 191V193H212ZM223 187L224 188L227 187L226 188L227 191L226 190H220V189H224ZM170 188L172 189L171 192H170ZM181 188L182 189L186 188V189L182 190ZM81 189H82V187H81ZM81 189L80 188L75 189V192L77 190V192H79L77 194H80L82 192ZM87 189L85 188L86 191H90L88 187H87ZM143 189H145V191ZM166 189H168L167 192H166ZM189 189H193V191H194L193 199L190 198L191 197L190 195H188V194H190ZM194 189H196V190H194ZM181 190L183 191L184 195L181 192ZM236 190L239 191L238 193H240V195L242 197V199L240 201H238L236 199L237 197L241 198L240 195L236 192ZM163 191L166 193L164 194ZM214 191L216 193L215 197L218 196V198L214 199V197H213V199L215 201L211 199L212 201L210 203V199H208V197L205 195V192L207 195H208V192H209V194L211 192L212 194H210V195L213 196ZM219 191H222V192H219ZM224 191L227 193V195L223 196V193L225 194ZM231 191H233V194L231 193ZM144 192H146V193H144ZM200 192L202 194H204L205 198L201 197L202 194ZM84 193H86V192L83 191V194ZM87 193H89V192H87ZM149 193H151V192H149ZM167 193L168 194L171 193V194L167 195ZM197 193L198 194L200 193L199 196L197 195L198 198L201 197V198H204L203 199L204 201L205 200L207 201V202L201 201V202H203L202 204L204 205V206L202 205L203 210L200 209L202 211L199 210L200 207H198V204L196 202H194L195 199L197 198L195 196ZM218 193H220L222 197L219 196L220 194H218ZM234 193H235V195H234ZM77 194H75V197L79 196V198L81 197V195H83L82 193L80 195H77ZM178 194L181 198L178 196ZM243 194H246V195L243 196ZM86 195L88 197V195H90V194H86ZM121 195H122V197L120 198L119 196H121ZM155 195H157V196H155ZM166 195H167V197H166ZM185 195L186 196L188 195V196L185 197ZM143 196H145V197H143ZM147 196H149V195H147ZM77 197L74 200H78L79 198L77 199ZM84 197L85 196H83L82 198H84ZM118 197L120 199H122V203H120V201H121L120 199H117ZM177 197L182 199L183 204H182V202L180 203V200L177 199ZM258 197L262 199L260 201L261 203L258 202ZM82 198H80V199L82 200ZM95 198H93V199H95ZM113 198H114V200H113ZM137 198H135V201H137V202L141 201V198H139V201L137 200ZM201 198H199V200ZM245 198H246V200H249V201L252 200V201H250V202L246 201L245 202ZM169 199H171L172 201H170ZM197 199H196V201H198ZM74 200H72V201H74ZM97 200L95 199V201H97ZM116 200H119V203H117ZM126 200H128V203L125 205L124 203L127 202ZM146 200H148V199H145V203H146ZM175 200H177V201H175ZM178 200H179L178 204L177 203L175 205L172 204L173 202H178ZM192 200H194V201H192ZM255 200H257V201H255ZM78 201L80 202V200H78ZM78 201H75V205L77 204ZM114 201H116V202H114ZM147 202H149V201H147ZM167 202L168 203L171 202L170 203L171 205L168 204ZM192 202H194V204H195L194 206H197L196 208H198L199 211L193 206ZM242 202H244L242 204L243 206L241 204H239ZM72 203H74V202H72ZM82 203L85 205L87 202L85 201V203L84 202H82ZM140 203L142 204L144 202H140ZM145 203L143 205H145ZM208 203L211 205H209ZM214 203H215V206H214ZM246 203L250 204L249 205L250 207ZM257 203H259V204H257ZM64 204H66V203H64ZM115 204H119L120 209L118 208L117 205L115 206V208H113ZM185 204H187V205H185ZM90 205L92 206V204H89L87 207H91ZM180 205L182 207L185 206L184 209H186V207H187V209L185 211H183L182 209H180L181 211L178 210V208H181ZM237 205H240V206H237ZM61 206L63 207V210H62ZM86 206H84V207L86 208ZM100 206H98V207L100 208ZM131 206L128 205L127 208L130 207L129 209H132L133 206L132 207ZM167 206H169L168 207L169 209H170V207L172 208V210L171 209L169 210V211H171V213L172 212L175 213L178 211V213H175V217L173 218L174 220L171 219L172 216L171 217L168 216V219H166L167 221H165V218L163 221L162 216L167 215L166 213L169 212L168 208L166 209ZM175 206H177L178 208H176ZM188 206H190V207H188ZM255 206H256V208H255ZM95 207H96V205H95ZM95 207H92V208H95ZM151 207L155 208V206H151ZM207 207H209V208H207ZM112 208H113V213L116 210L115 214H113L111 212ZM188 209H191V210L188 211ZM78 210H79V208H78ZM96 210H97V207H96ZM149 210H150V213L152 212L151 213L152 215L150 213H148ZM109 212L112 214V217H111V214ZM137 212H139V213H137ZM153 212L159 213V217L158 216L157 217L159 219H161L164 222V224H166V227L163 224V222H159L156 219V217L153 215ZM71 213H72V211H71ZM161 213H163V214L161 215ZM139 214H141V215H139ZM145 214H147V215H145ZM177 214H179V215L177 216ZM85 216H86V218H85ZM246 216L247 217L249 216V217L247 218ZM73 217L76 219V221H77V217H78L79 220H82L80 222H82V224H84V225H82V227H84V229H83L80 227V224H78L76 222L77 226L80 227V228H78V231L81 229L79 233H81V231H83V230L84 231L82 233H85V235L82 234L83 236L80 235V237H78V239L76 237V240H75L74 234H77V232L75 233L74 232L75 230L72 228L73 232H74V234H72V229L69 228V227H72V225L70 223H72V222L75 223V221H72ZM80 217H81V219H80ZM82 217L85 219L83 220ZM106 217L107 218L110 217V218H108V221H107ZM260 217H262V219ZM93 218L91 220H93ZM112 218H114L113 221H112ZM135 218H137V219H135ZM216 218L219 219V221ZM246 218H247V220H246ZM249 218H251V220H249ZM259 218L263 221V223L261 220H259ZM169 219L171 220L172 224L174 223L175 226H177V231L182 236V240L181 241L179 240L180 243L178 242V239L174 236V234H172L173 232L170 228L171 224H169V223H171V222ZM172 220L176 221V222H173ZM215 220H217V221H215ZM68 221H70L69 225H71V226L68 225ZM95 221H97V220L95 219ZM130 221H131V223H130ZM255 221H257V222H255ZM89 222H91V221H89ZM165 222H168V223H165ZM97 223H99V222L97 221ZM258 223H259V225H257ZM89 224L87 223V225H89ZM260 224H261V226H260ZM75 225L76 224H74L73 227H75ZM90 225H92V224H90ZM98 225L102 226V223H99ZM119 225L122 229L119 227ZM67 226H69V227H67ZM167 226H170L169 229L167 228ZM213 226H215V227H213ZM100 228L102 230V227H100ZM136 228H137V230H136ZM241 228L243 229V231ZM69 229H70L71 234H70V232L69 233L67 232V230H69ZM94 229H95V226H94ZM104 229H106V228L104 227ZM118 229H121V230L118 231ZM164 229L166 230V232ZM228 229H229V231L230 230L231 231L228 232ZM244 229H245V232L247 231L246 233H248V237H247L246 233L244 232ZM85 230H86V232H85ZM116 230H117V234H116ZM125 230H126V232H125ZM129 230H130V232H128ZM133 230L137 231L136 233H138L137 236L136 235L134 236L136 238L138 237L137 239L134 238L133 235H130L131 231H133ZM111 231H113V232H111ZM106 232H107V230H106ZM164 232H165V234H164ZM225 232L228 233L229 236L225 235L226 234ZM235 232H237V233L235 234ZM122 233L124 234V236L126 233H127L126 234L127 237L130 236L128 238L127 237L125 238L126 241L128 240L127 242L125 240H123L124 238L122 239V237H123ZM169 233H171V234H169ZM86 234H88V235H86ZM119 234H121V235H119ZM161 234H164V236L162 235V237H161ZM166 234H167V236H166L167 238H168V235H170L169 236L170 238H168L170 241H167L168 239L165 237ZM73 235H74V238H71ZM97 235L99 237H97ZM220 235L222 237L225 235L224 236L225 238L228 237L231 240H229V239L227 240V239L223 238L224 240L222 241V237ZM93 236L95 238L92 239ZM117 236H119V237L117 238ZM132 237L135 240H133ZM163 237H165L163 239L164 242L161 239ZM246 237H247L246 243H248L247 245H246V243H244L245 240H243V239H246ZM140 238H142L141 243L137 241V240L141 241ZM175 238H176V240H175ZM236 238H237V240H240L242 238L240 240L242 242H240V241L238 242L236 240ZM91 239L93 240V244L94 243L95 244L90 245L91 250L93 248H94V250H92V251L90 250V253H89L88 249H90L89 248L90 247L89 242H92ZM96 239H97V241H96ZM186 239H187V241H186ZM189 239L192 242H189ZM129 240L131 243H129ZM124 241L128 244H126ZM182 241H184V243ZM98 242H100V243H98ZM235 242H236V244H237V242L240 243L241 247L237 248L238 244L236 245ZM85 243H88V244H86L88 251L87 250L86 251H87V253H89V256L91 255L90 258H88L89 256L86 254V252L84 250H81V251H84L88 257L83 255L84 253L79 254V252H78V247H80L79 245H82V244L84 245ZM136 243L139 246V248L137 245H135ZM139 243L142 245L144 244V246H143L144 251L143 252H141L142 247H141V245H139ZM170 243H171V245H170ZM191 243H192V246H191ZM132 244H134L137 247L133 246ZM167 244H169V245H167ZM184 244H186V246ZM240 244H239V246H240ZM131 245H132V249L136 250L135 248H138L137 252H139L141 254L143 253L142 255L140 254L142 256V262L140 260H139L140 262H137L138 260L136 258L141 257V256H138L139 254L137 253L138 254L137 255L136 251L133 250V253L136 254V258H135V254H133L132 252H131L132 253L131 255L129 254L130 251L132 250V249L130 250V247H129ZM178 245L180 248L177 247ZM232 245H235V246H232ZM203 246H204V249H203ZM247 246H248V248H247ZM84 247H85V245H84ZM125 247H127L128 249ZM144 247H145V249H144ZM229 247H230V249H229ZM95 248H96V252H95ZM186 248H187V250H186ZM104 249H107L110 251L107 252ZM140 249H141V251H139ZM161 249H162V251H161ZM190 249H192L191 250L192 254L190 252ZM188 250H189V253L187 252ZM59 251H60L61 255H59ZM71 251H69V253ZM125 251L127 252L126 253L127 255L124 253ZM194 251H195V254L197 256L195 254H193ZM149 252L152 253L153 257L151 256V253H149ZM93 253H95V254L93 255ZM105 253H107V254H105ZM128 254H129V256H128ZM188 254H191L190 256L193 255V257L195 255L194 261H193V257L187 256ZM78 255H83L86 258H83V256H82L81 259H79L80 260L79 261ZM103 255H106L105 258H103ZM119 255H116V256L119 257ZM121 255H120V257H121ZM132 255H133L134 259H131V258H133ZM66 256H67V254H66ZM91 257L92 258L95 257V258L92 259ZM122 257H121V259H122ZM196 257H198L197 258L198 260L201 259L199 261L197 260V262H199V263L195 262ZM73 258H74V256H73ZM89 259H92V261H88ZM121 259L119 258V260H121ZM67 260H69V258ZM76 260H78V261H76ZM123 260H124V257H123ZM133 260H135L136 262H134ZM150 260H154V261L151 262ZM202 260H203V262H200ZM125 261L123 262V264H125ZM75 263H73V264H75ZM113 264H115V263H113Z\"/></svg>",
	"mask_w": 264,
	"mask_h": 264
},
{
	"label": "rangeland",
	"instance_id": "2",
	"mask_svg": "<svg viewBox=\"0 0 264 264\" xmlns=\"http://www.w3.org/2000/svg\"><path fill=\"white\" fill-rule=\"evenodd\" d=\"M60 1H62V0H60ZM64 1H65V0H64ZM64 1H62V3H63ZM76 1H77V0H76ZM76 1H75V2H76ZM82 1H83V0H82ZM88 1H89V0H88ZM88 1L86 0V3H87ZM95 1H96V0H95ZM100 1H102V0H98V3H100L99 5H103V4L105 5L106 1L103 2V3H101ZM112 1H113V2L115 1V3H113V4L116 6L115 11H114V7H115V6L113 7ZM122 1H123V2H122ZM126 1H127V0H126ZM126 1H125V0H117V3H118V4L116 3V0H111V1H109V2L107 1V4H106L105 6H107L108 3H109V4L111 3L110 6H111L112 8L109 6L110 9H111V10H110V13H111V14H109L108 11L105 10V9H106L105 6H104L103 9H102L101 6H100L101 9L98 10L99 15L97 14V17L100 19L101 16H102L101 18H104L103 15H104V16L106 15L105 20H107L108 17H109V18H112V17L114 18V16H112V15H113V14L115 15V12H117L118 7H119L120 9L124 10V11H125L126 9H127V10L129 9V10H128L129 12H128V11H125L126 13L124 12V14H125V15L127 14L126 16L128 17V15H130L131 11L134 10V7H133V9H132V7H131V10H130V7H126V5H127L126 3H128V4L131 3V5H133V3H136V2H135L136 0H135V1L133 0L134 2H133L132 0H131L132 2H130L129 0H128L127 2H126ZM147 1H148L149 6H150V5H151V2H152L153 0H147ZM147 1H146V2H147ZM173 1H175V0H173ZM173 1H172V4L169 3V5H170V6H171V5L173 6V7L171 6V8L174 10L175 13H174L173 10L170 8V6H167V7L170 8L169 10H167L168 8L166 9L165 7H164V8H165L166 10H164L163 8H161V9L163 10V12H165V11H166V12H167V11L169 12V11L171 10L170 13H166V12H165V13L162 15V16L165 15V17H164L165 19L168 18V16L172 15V13H174L173 15H177V13H178L179 11H181V10L186 11L185 9H186L187 7L190 6L189 3H187L188 6H186V8L182 6L183 8L181 7V9H180V5H179V10H178V8H176V7L178 6L177 4L179 3V1L175 2L176 4H175ZM182 1L184 2V0H180V4L182 3V5H183V2H182ZM187 1L189 2V0H186L184 4H186ZM196 1H200V0H196ZM201 1H203V0H201ZM206 1H207V0H204V2H206ZM79 2H80V1H79ZM84 2H85V1H84ZM90 2L92 3L93 1L91 0V1H89V3L87 4L89 8L87 7L86 3H84V4H85V5H84L85 8L87 7V9L90 10V11L88 10V12H86V13H87L86 15H89V14H90V16H86V15H85L84 18H85V17H90V19L88 18L89 20L94 19V20L92 21L93 23H94L95 20H98V22H100L99 19H96V18H95V15H96V14H93V12L96 11V7H97L96 5H97L98 3H97V1H96L97 4L93 2L92 4H94L96 7L93 5L95 8H94V7L92 8V5H90ZM125 2H126V3H125ZM129 2H130V3H129ZM138 2H139V1H138ZM67 3H71V5H74V6H77V5L79 4V3L77 4V2H76V4H75V3L73 2V0H72V1L67 0ZM119 3H120V4H119ZM121 3L123 4L122 7H121ZM144 3H145V2H144ZM144 3L142 4V6L144 7V5H145V7H147V6H148V5L146 6L147 3H146V4H144ZM196 3H198V2H196ZM196 3H194L195 5H194V4H193V5L197 7V8L195 7L196 10H197V9L199 10V9H200L199 7L202 6L203 3H202V4H201V3H198V5L201 4L199 7H198V5H196ZM80 4H81V3H80ZM125 4H126V5H125ZM140 4H141V2H140ZM152 4H153V3H152ZM187 4H186V5H187ZM63 5L65 6V3H63ZM124 5H125V6H124ZM135 5H136V4H135ZM135 5H133V6H135ZM138 5H139V4H138ZM60 6H61V2H60V5H58L59 9H60ZM117 6H118V7H117ZM127 6H129V5H127ZM139 6H140V5H139ZM149 6H148V8L151 9L152 6H151V7H149ZM61 7H62V9H60V10H63V6H61ZM65 7H67V5H66ZM123 7H126V8L123 9ZM145 7H144V8H145ZM191 7H192V6H191ZM203 7L206 8L205 5H204ZM70 8H71V7H69V9H70ZM78 8H79V6H78ZM78 8L76 7L75 9L78 10ZM82 8H83V5H82ZM82 8H81V9H82ZM136 8H137V7H136ZM140 8H141V7H140ZM189 8H190V7H189ZM193 8H194V7H193ZM201 8H202V7H201ZM205 8H204V9H205ZM53 9H54V8H53ZM65 9H66V8H65ZM65 9H64V10H65ZM73 9H74V8H72V11H73ZM75 9H74V10H75ZM79 9H80V8H79ZM93 9H94V10H93ZM97 9H98V8H97ZM107 9L109 10V8H107ZM116 9H117V10H116ZM120 9H119V10H120ZM150 9H149L148 11H144V12H146V13H147V12H150ZM56 10H57V9H56ZM100 10H101L102 12H100ZM112 10L114 11V13L112 12ZM119 10H118V13L121 11V14H123L122 10H120V11H119ZM141 10L143 11V9H141ZM151 10H152V9H151ZM153 10H154V9H153ZM188 10H189V9H187V11H188ZM196 10H195V11H196ZM198 10H197L196 12L192 13L191 15L195 16V14H199V13H200V10H199V11H198ZM206 10H207V9H206ZM50 11L53 12L54 10H53V11L50 10ZM65 11H67V10H65ZM68 11H69V10H68ZM70 11H71V9H70ZM70 11H69V12H70ZM78 11H80V10H78ZM78 11H77V13H78ZM83 11H85V10L82 9L80 12L84 15L85 12L83 13ZM104 11H106V12H104ZM138 11H140L139 8H138ZM51 12H49L50 15H51ZM58 12H59V11H58ZM58 12H57V13H58ZM80 12H79L78 14H80ZM89 12H90V13H89ZM133 12L135 13V10L132 11V13H133ZM152 12H153V11H152ZM154 12H155V10H154ZM158 12H159V11L157 10L156 13H158ZM163 12L161 11V13H163ZM201 12H203V11H201ZM208 12H209V10H208ZM46 13H47V12H46ZM54 13H55V12H54ZM60 13H62V15H63V11H61ZM88 13H89V14H88ZM96 13H97V11H96ZM102 13H104V14H102ZM112 13H113V14H112ZM128 13H129V14H128ZM132 13H131V14H132ZM150 13H151V12H150ZM156 13H154V14L152 13V14H153L154 16H156ZM65 14H66V13H65ZM67 14L69 15V13H67ZM67 14H66V18H68V17H67ZM72 14H73V13H72ZM74 14H75V13H74ZM78 14H77V16H78ZM107 14H108V15H111V17H110V16L107 17ZM135 14H136V13H135ZM144 14H145V13H144ZM166 14H167L168 16H166ZM169 14H170V15H169ZM188 14H190V10H189V13H188ZM203 14H206V13H203ZM203 14H202V17H203ZM52 15H53V13H52ZM75 15H76V14H75ZM83 15H82V16H83ZM119 15H120V13H119L118 15H115V16H118V17H119ZM138 15H139V14H138ZM138 15H137V16H138ZM142 15H143V14H142ZM157 15H158V14H157ZM43 16H44V15H43ZM45 16H46V15H45ZM45 16H44V17H45ZM58 16H59V15H58ZM69 16L72 17L73 15L70 14ZM99 16H100V17H99ZM122 16H123V15H122ZM126 16H125V17H126ZM133 16H134V14L132 15V17H133ZM140 16H141V15H140ZM144 16H146V14H145ZM158 16H159V15H158ZM158 16L155 17L153 20H151V22L154 21L153 24L151 23L152 25H154L155 23L157 24V25L155 24L156 26L159 25V24L157 23L156 20L159 21V20H162V19H161V18H158ZM205 16H206V15H205ZM207 16H208V15H207ZM48 17H49V16H48ZM60 17H61V16H60ZM71 17H70V19H71ZM79 17H80V16H79ZM134 17H135V16H134ZM141 17H142V16H141ZM146 17H147V16H146ZM146 17H145V18H146ZM149 17H150V16H149ZM149 17H148V18H149ZM159 17H161V16H159ZM172 17H174V19H172ZM172 17H171L172 21L175 22V21H176V20H175V19H176V18H175L176 16H172ZM187 17H188V16H187ZM200 17H201V16H200ZM52 18H54V17H52ZM82 18H83V17H82ZM84 18H83V20H82V22H83L82 26L85 27L84 24H85V22H86L87 20L85 21ZM109 18H108V20H110ZM129 18H130V17H129ZM162 18H163V17H162ZM164 18H163V20H164ZM192 18H195V17H191V19H192ZM198 18H199V17H198ZM206 18H207V17H206ZM48 19H49V18H48ZM57 19H58V17H57ZM75 19L77 20V19H79V18L75 17ZM75 19H74V20H75ZM117 19H118V18H117ZM120 19H121V18H120ZM120 19H118V20H120ZM123 19H124V20H125V19L127 20V18L122 17L121 22H120V21L117 22L116 25H118V23H122V22H124V24H122V25H124L123 27H125V26H126V25H125V21H126V20L124 21ZM135 19H137V17H136ZM135 19H134V20H135ZM142 19H144V18H142ZM142 19H140V20H142ZM151 19H152V18H151ZM186 19H189V18H185V19H183L182 21H185ZM200 19H202V18H200ZM50 20L52 21L53 19H50ZM67 20H68V19H67ZM74 20H73V21H74ZM76 20H75V21H76ZM101 20H102V19H101ZM111 20H112V19H111ZM147 20H148V19H147ZM168 20H170V18H169ZM174 20H175V21H174ZM198 20H199V19H198ZM54 21H55V20H54ZM56 21H57V20H56ZM56 21H55V24L58 25V23H56ZM58 21H59V20H58ZM61 21H62V19H61ZM61 21H60V22H61ZM73 21H72L71 23H73ZM80 21H81V20H79V23H82V22H80ZM130 21H131V20H129V22H130ZM142 21H143V20H142ZM149 21H150V20H149ZM164 21H165V20H164ZM164 21H163V22H164ZM172 21L170 20V22H168V21H165V22H166V24H167V22H168L169 24H170V23L172 24ZM202 21H203V20H202ZM65 22H66V21H65ZM67 22H68V21H67ZM96 22H97V21H96ZM98 22H97V23H98ZM127 22H128V21H127ZM127 22H126V23H127ZM129 22H128V23H129ZM147 22H148V21H147ZM159 22H161V26H163V24L165 23V22L163 23L162 21H159ZM186 22H188V20H187ZM45 23H46V22H45ZM45 23H44V24H45ZM50 23H51V22H50ZM71 23H70V24H71ZM74 23H75V22H74ZM79 23L76 22L77 25H76V24H75V25L78 26ZM148 23H149V22H148ZM162 23H163V24H162ZM52 24H53V23H52ZM52 24H51V25H52ZM55 24H54V25H55ZM59 24H60V23H59ZM62 24L64 25V23H62ZM129 24H130V23H129ZM131 24H132V23H131ZM169 24L166 25V26H168L169 28H171L172 26L175 27V25H171V24H170V25H171V27H170ZM47 25H48V24L44 25V27H45V26L47 27ZM63 25H62V26H63ZM72 25H73L72 27H74V24H72ZM149 25H150V24H149ZM152 25H150V26L152 27ZM49 26H50V25H49ZM55 26H56V25H55ZM60 26H61V25H60ZM76 26L74 27L75 31H74L73 28H72V30L70 29L71 32H70V30H69V28H70L71 26H67V27H69V28L64 29L63 32L60 31L62 35L59 34V35L57 36V38H58V37H64V36H65L64 34L67 33L66 35L68 36V38H69V40H70V41L67 40V39H66L67 37H65V39H64V40H65L64 43H67V47H65V49L63 50L64 52H62V53L64 54L66 50H69V52H71V51H70L71 49L74 50V48L71 47V45H73V43H74L75 41L77 42V39H76L75 37H73L74 35H75V36H79L78 38H80V39L82 38V39H81L82 41H83V38H84L85 40L87 39V41H86L87 43H86L85 41H83V44L86 43L85 45H88V50H89V48H91L90 50L94 49V52H95V51H98V50H96V48H95L94 45H93V42H94V41H91V42H90V39L92 38V36H89V35H90L91 32L88 31V33L90 32L89 35H88V33L85 32V29H88V28L91 26L90 22H89V25H88V26L86 25V28L83 27L84 30L81 28V27H82L81 25H79L80 28L77 27L78 30H77ZM93 26H94V25L92 24V26L90 27L89 30L92 31L93 29H91V28H93ZM150 26H148V27H150ZM156 26H153V27H156ZM161 26H158V27H156V28L158 29V28L161 27ZM58 27H59V25H58ZM65 27H66V26H65ZM87 27H88V28H87ZM151 27H150V28H151ZM48 28H49V27H48ZM55 28H57V26H56ZM55 28H54V29H55ZM63 28H64V27H63ZM63 28H59V29H62V30H63ZM150 28H149L148 30H150ZM162 28H163V27H162ZM39 29H40V30L38 31V33H39V38H40V41H41V40H42V37H41L40 35H41V33H42V32H41V29H42V31H43V27L41 26V28H39ZM51 29H53V28H51ZM79 29H81V30L83 31V33H82L81 30L79 31ZM163 29H165V28H163ZM45 30H46V28H44V31H45ZM66 30H67V31H66ZM72 31H74L73 33H75V32L77 33V32H78V33H77L78 35H77V34H73ZM151 31H154V30L151 28ZM164 31H166V33H168V32L170 31V29L167 28V29L164 30ZM46 32H47V33H46ZM48 32H50V30H46V31H45L46 35L48 34ZM55 32H57V34H58V31H55V30H54V33H55ZM148 32H149V31H148ZM148 32L145 33V36H147V38L150 37L149 40L155 42L154 47L151 49V53H152V54H155V53H156L157 55H158V54H161V55L163 54V61H167L168 63H171V66L175 64V65H176V66H175V69H177V68H178L177 66H180L181 64H180V65H179V64L177 65L176 63H178L179 61H181V60L184 59V58H181V60H179V61H178V60H174V59L178 58V56H179V54H178L179 50L177 49V47H175V48H176V50H177L178 52H177V53L175 52V53L178 54V56H177L176 58H174V55H173L172 57L170 56V54L174 53V52H172V51L175 50V49H174V45H175V44H173L174 42H173V43H172V42L170 43L171 40H170V41H167V42H168L167 45H170V49H171V47H173L172 49H174V50H170L169 47H167V51H166V49H163V48H164V45H163V44L161 45V47H163V48H159V45H158V47H156V45H157L156 42L158 41V38H157L154 34H151L150 32H149V33H148ZM155 32H156V30H155ZM51 33H52L51 35H54V34H53V31H52ZM80 33H81V34H80ZM84 33H85L86 36L83 35ZM153 33H154V32H153ZM160 33H161V32H160ZM162 33H163V32H162ZM166 33H165V35H167ZM203 33H204V32H203ZM43 34H44V33H43ZM43 34H42V36H43ZM55 34H56V33H55ZM71 34H73L72 37L75 38L76 40H75L74 42H72V44L68 45V44L71 42V40H72V39H71ZM79 34H80L81 36H80ZM91 34H92V33H91ZM155 34H157V33H155ZM158 34H159V33H158ZM87 35L89 36L88 38H87ZM47 36H48V35H47ZM47 36H46V37H47ZM54 36H55V35H54ZM83 36H84V37H83ZM161 36H162V34H161ZM161 36L158 35V37H161ZM46 37H45V38H46ZM90 37H91V38H90ZM162 37H165V36H162ZM45 38H44V36H43V40H42V41L46 42L47 39L44 40ZM47 38H48V37H47ZM50 38L52 39L53 37L50 36ZM50 38H48V39H50ZM57 38H53V39H54L53 41H55V40L57 41ZM89 38H90V39H89ZM51 39H50V41H51ZM88 39H89V40H88ZM92 39H93V38H92ZM92 39H91V40H92ZM162 39H163V38H162ZM165 39H167V37H166ZM165 39H164V40H165ZM38 40H39V39H38ZM38 40H37V41H38ZM59 40H63V39H59ZM66 40H67V41H66ZM81 40H80V42H82ZM56 41H55V43H56ZM111 41H112V42H110V43H113V40H111ZM116 41H118V43L123 44V45L128 44L127 42H125V44H124V42L122 41V39H119V38H118V35H116ZM48 42H49V40H48ZM68 42H69V43H68ZM88 42L92 43V44H91V47H90V45L88 44ZM161 42H162V40H161ZM38 43H39V41H38ZM40 43H41V42H40ZM46 43H47V42H46ZM49 43H50V42H49ZM53 43H54V42H53ZM58 43H59V42H58ZM77 43H78V45H79V39H78V42H77ZM164 43H166V40L164 41ZM42 44H43V43H42ZM47 44H48V43H47ZM47 44H46V48L44 49V50L46 51L45 53L48 52L47 50L52 49V48L50 47V44L53 45L52 42H51L49 45H47ZM115 44H116L115 42H114V45H111V44H110V45H111V48H112V49L110 48V50L113 51V48H114V50L117 49V50H116V51H117V54L119 55L120 53H122L121 56L124 57L123 52H120V53H119V49H120L121 45L119 44V45H120V47H119V45L116 44V45H117V48H116V47H115ZM158 44H159V43H158ZM171 44H172V45H171ZM43 45H44V44H43ZM43 45H42V47H43ZM56 45H57V44H56ZM61 45H62V44H61ZM85 45H83V48H80L81 50L83 49V51H81L82 54H83V52H85V51H84V50H85V49H84ZM110 45H109V46H110ZM176 45H178V44H176ZM37 47H40V45L37 44ZM48 47H50V49H47ZM54 47H55V45H54ZM79 47H80V45H79ZM79 47H77V48L79 49ZM92 47H93V48H92ZM118 47H119V48H118ZM86 48H87V47H86ZM165 48H166V47H165ZM38 49H39V48H38ZM123 49L125 50V47H122V48H121L122 51H123ZM139 49L141 50V48H139ZM154 49H155V51H154ZM41 50H42V49H41ZM60 50H61V49H60ZM73 50H72V51H73ZM76 50H77V49L75 48V51H74V52H76V53L78 52L77 54L79 55L80 50H78V51H76ZM90 50H89V51H90ZM108 50H109V49H108ZM110 50H109V51H110ZM121 50H120V51H121ZM168 50H169V52H172V53L168 54V53H167ZM176 50H175V51H176ZM61 51H62V50H61ZM86 51H87V50H86ZM92 51H93V50H92ZM92 51H90V54H91ZM109 51H108V55L110 56V54H112V55L110 56L111 58H110V61H109V62H110L111 64L113 63L114 65H112V66H114L117 70L119 69V70L121 71L122 74H120V71L118 70V71H119V74H120V75H118V77H120L121 75H122V77L124 76L123 79L121 78V80H124V81H123L124 84L127 83V87H128L127 89H130V85H129V82H130V81L132 82L131 86L133 87V90L135 91V89H138V86H137V84H136V83H137V80H135V79H133V78H131V79H130V78H127L128 76H127V73H126V69H125V67H124L125 64L121 63V61L119 60V59H121L122 57H121V58H118V55L116 56L113 52L111 53V51H110V54H109ZM116 51H115V52H116ZM55 52H56V51H55ZM59 53H60V52H59ZM62 53H61V55L59 54L60 57L63 56ZM76 53H75V55H76ZM92 53H93V52H92ZM98 53H102V52L100 51V52H98ZM105 53L107 54V52H105ZM105 53L103 52L102 55H105ZM124 53H126V50L124 51ZM189 53H190V52H189ZM38 54H39V53H38V51H37V54H36L37 58H38ZM50 54H51V52H50ZM54 54H55V53H54ZM54 54H53V55H54ZM72 54H74V53H72ZM82 54H81V55H82ZM85 54H87V53H86V52L84 53V57L86 56ZM88 54H89V52H88ZM90 54H89V55H90ZM190 54H191V53H190ZM190 54H189V55H190ZM42 55H48V56L50 57L49 54H44V53H42ZM65 55H66V54H65ZM78 55H76L77 57L75 56V58H77L76 60H79V59H80V57H78ZM81 55H80V56H81ZM95 55L97 56V54H95ZM98 55H99V54H98ZM102 55H99V56H101L100 58L103 57ZM108 55H107V56H108ZM127 55H128V54H127ZM127 55H126V56H127ZM193 55L196 56L197 54H193ZM71 56H72V55H71ZM73 56H74V55H73ZM82 56H83V55H82ZM91 56H92V55H91ZM107 56H105V57H107ZM131 56H132V55H131ZM44 57H45V56H44ZM44 57L41 56V58H43V59H44ZM49 57H48V58H49ZM55 57H56V56H55ZM63 57H64V56H63ZM86 57H88V55H87ZM97 57H98V56H97ZM128 57H130V56H128ZM158 57H159V55H158ZM180 57H181V56H180ZM41 58H40V59H41ZM48 58H47V59H48ZM53 58H54V57H53ZM67 58H68V57H67ZM72 58H74V57H72ZM75 58H74V59H75ZM88 58H89V57H88ZM94 58L96 59L95 56H94ZM124 58H126V57H124ZM124 58H123V59H124ZM134 58H135V57H134ZM159 58H161V57H159ZM170 58H171V59H170ZM173 58H174V59H173ZM189 58H190V57H189ZM43 59H42V61H43ZM54 59H55V58H54ZM57 59H58V58H57ZM85 59H86V58H85ZM98 59H99V58H98ZM103 59L105 60L106 58H103ZM107 59H109V57H108ZM107 59H106V60H107ZM123 59H122V60H123ZM126 59H127V58H126ZM126 59H124V61H127ZM128 59H129V58H128ZM131 59H132V58H131ZM135 59H136V61H138L137 58H135ZM135 59H134V60H135ZM172 59H173V60H172ZM178 59H179V58H178ZM45 60H46V59H45ZM45 60H44V63H45ZM48 60H49V59H48ZM61 60H62V59H61ZM88 60H91V61H92L91 58L88 59ZM100 60H102V59H100ZM100 60H99V61H100ZM111 60H112V62H111ZM132 60H133V59H132ZM159 60L162 61V59H159ZM37 61H39V60H37ZM51 61H53V60H49V64H51L50 66H53V64H55V63L57 62L56 60H54V61H56V62H55V63L53 62V64H52ZM73 61H74V60H73ZM73 61L70 62V61L67 60L68 63L70 62V63H69L70 65L67 64L68 67L63 66V65H62V66H63V67H62L60 63H58V65H59V64H60V65H59V66L57 65L56 68L53 67V72H52L53 75H52V78H51V75L48 73V70H47V76H48V77L46 78L45 82L49 81V80H47V79L49 78V79H51L50 82H52V83L54 82V83H55V79H56V81H57V80H58V81H57L55 84H57L56 86H58L59 88L62 87V88H61V89H62L61 91H63L62 93H64V94L66 93L67 96H69L68 94H70V93L72 94V97H69V98H67V96H66V97H63V98H61V99H60V97H59V98L57 97L58 99H60V100H59L60 103H61V104L63 103V106H64V104L67 103V105H65L66 107L64 106V109H61V110H63V112H62V114H61V115H62L61 117H59V116H60L59 114L61 113V112H59V111H60L59 108H61V107H58V106H57V107H58V108H57V111L59 110V111H58V112H59L58 115H57L58 112H56V113L52 112L53 110L56 111V109H53V107H52L54 104L51 106L52 110H50L49 113L52 112L53 114H51V115L56 114V116H58V117H55V116H54V119H55V120H58L59 123H60L61 121H63V122L65 123V124H63V122H62L61 125H60L59 123H58V124L56 123L57 125L62 126V128H63V125H64V128H63V129H65V127H66V130H67V127H68V125H69L68 128H70V129H68L67 131L71 132V129H72V132H73V133L71 132V133H69V134H72L73 137L75 136L74 131H75L76 129L79 130V128H75V127L83 126V124H87V122H88L87 125H89V126H88V127H89V131H87L86 128H85L87 125H84V129H85V131H84V129H83L82 131H81V130H80V131L76 130V133L78 134L79 137L77 136L78 138L75 137V139L77 138V139H79V140H77V139L75 140V139H74L72 136H70V135H69L70 138H68V134H67V132H66L65 130H63V131H62L63 134L61 133V134L59 135V136H61L59 139L61 140V139L63 138V136H64V139H63V140L66 139L67 141H69V142H67V143H68V144H71V146H70V145L67 146V145H66L67 143L63 144L64 142H66V140L63 141L62 143L60 142V144H61V145H62V144H63V145H66V147H69V150H70V151H73V150H74V152H75V151H76V152H77V151L79 152L80 148H82L81 150L84 151L83 148L85 147L86 157H85V155H84L85 153H84L83 151H82V152L80 151L81 154L79 153V155H80V158L82 159V160H81V159H80V160H81V162L84 161V162H83V165H84V166L86 165L85 167H87V168L90 167V168L87 169V168H85L84 166H81V165L79 166L78 164L81 163V162H80V160H79V162H78V161H77L78 159L76 160V158L79 157V156L77 155V157L75 158V160H73V159H74V158H73L74 154H73V156L70 158V161H71V159H72L75 163H77V165H78L79 168L76 166L75 163L73 164V161H71L70 163H72V164L69 163V165H72V168L74 167L73 165H75L76 169H81L82 167H84V170L82 169V171L84 172L83 174H86V173H87L86 171H89L90 169H92L93 173H95V172L98 171V172H100V173H98V172H97V173H98V174H101L102 171L104 172V170L107 168V165H108L107 163H108V162H105L107 159H106V158H103V157H102V158L97 157V155L99 156V154H98V153L96 154V152L94 153V151H92V150L95 148V146H96L98 143H100V140H101V142H102V137H100L101 134H103L104 137L107 136L106 138L109 137V139L104 138V143H105V142H111V141H106V140H110V138L113 136V135H110V132H112L114 129L117 130L118 128L116 129V128L114 127V129H113V127H112V122H111V120H110V119H112V121H113V123H114V120H113V119L115 118V116L113 117V116L111 115V118H110V116H109L110 119H109V118L107 119L106 116L104 115L106 119H105V118H102V117H103V113H106V112L104 111V108H103V105H102V104H104V106H105V102H104V103H101L102 101H100V100H101L100 98H101L102 92H104V90L107 91V90L109 89L108 86L111 87V85H112V86H114L115 84L117 85V83L120 82V81H119L120 79H119V80L116 79V80L119 81V82L116 83V80H115V81H114L115 84L113 83V80H114L113 78H114V76H115V75H114L115 72H114V73L111 72V71H113V70L111 69V68H112L111 66H109V67H111V68H110L111 71H108V69H107L106 72L104 71L105 74L103 73V75H102L101 73H102L103 71L99 73L98 71L100 70V68L98 67L99 69H98V71H97V66H95V64L97 65V61H98V60H97V61L94 60V61H93L94 63H93V62H90L91 64H90L87 60H83V61H84V62H83V66H82V67L80 66L81 69L79 68V70H81V71H80L81 73H79V71H77L78 69H75V70L77 71L76 73H78V75L80 74V75H79L80 77H78L79 82H81L80 80H82V83H83V80H87V82H88V79H89V78H92L91 80H92L93 83H95L96 81H98V79H100V78H104V77H105L104 79L107 80L108 78H106V75H107L108 73H109V75H110V72H111V77H112V78H109V79H108L109 82L105 81L107 84H109L108 86L103 85L104 83H103L102 81H101V82L98 81V85H96V84H97V83H96V84H95L96 86L93 85V86H92L93 88L91 87L93 90H92V92H89V93H93V94L95 93V95L93 96V94H89L88 91H86V90H87V89H86V88H87L86 86H84V88H85V92L83 91V88H82V87H83V84H82V86H81V84H80L79 82L77 83L78 80H77L76 78H75V80H77V81H75L73 84H72V81H73L74 79H73L72 81H70V80L72 79V77H75L74 75H76V73L74 72L75 70L73 71V69H74V68H77V66L79 67V65H78V64H79V63H78L79 61H75V62L78 63V64H76V65H75V62H74V64H73ZM81 61H82V59H81ZM95 61H96V62H95ZM99 61H98V63H99ZM163 61H162V62H163ZM183 61H184V60H183ZM47 62H48V61H47ZM58 62H59V60H58ZM62 62H64V61L62 60ZM62 62H61V63H62ZM101 62H102V61H101ZM101 62H100L99 64H101ZM105 62H107V61H105ZM105 62H102V64L105 63ZM127 62H130V61H127ZM40 63H41V62H40ZM40 63H37V62H36V64H39V65H40ZM71 63H72V64H71ZM80 63H82V62H80ZM84 63H85V64H84ZM110 63H109V64H110ZM130 63H131V62H130ZM181 63H182V62H181ZM32 64H33V63H32ZM49 64H46V65H49ZM56 64H57V63H56ZM63 64L65 65L66 62H64ZM88 64H89V65H88ZM106 64H108V63H106ZM131 64H132V63H131ZM134 64H135V63H134ZM137 64H138V63H137ZM184 64H185V62H184L182 65H184ZM46 65H45V66H46ZM90 65H93V66H94L93 68L96 67V68H95L96 70L94 69V71H97V72H96V75H98V74H99V75H100V74L102 75L100 78H98L99 76H95V75H94L95 72H93V71H92V72L90 71V73L88 74L89 71H87V70H90V69H91V68H90V67H91ZM128 65H129V64H128ZM186 65H187V64H186ZM36 66H37V65H36ZM45 66L43 67L44 69H45V68H46V69H47V68H50V67H45ZM60 66H61V67H60ZM71 66H73V67H71ZM86 66H87V67L89 66L88 69L86 68ZM101 66L103 67L104 64H103V65H100V67H101ZM106 66H107V68H108V65H105V67H106ZM138 66H139V65H138ZM105 67H104V69H101V70H105V69H106ZM129 67H130V66H129ZM132 67H133V66H132ZM43 68H42V69H43ZM68 68H69V70H68ZM72 68H73V69H72ZM93 68H92V69H93ZM130 68H131V67H130ZM138 68H140V67H138ZM170 68H171V67H170ZM172 68H174V66H173ZM179 68H180V67H179ZM181 68H182V67H181ZM134 69H135V68H134ZM134 69L131 68V70H134ZM187 69H188V68H187ZM51 70H52V68H51ZM66 70H67V71H66ZM164 70H165V69H164ZM164 70H163V72H165ZM172 70H174V69H172ZM172 70H170V71H172ZM178 70H179V69H178ZM182 70H183V68H182ZM118 71H117V72H118ZM135 71H136V70H135ZM138 71H139V70H138ZM175 71H176V70H175ZM175 71H172L171 73H175ZM183 71H185V69H184ZM183 71H182V73H180V74H182V75H180L181 78H182V77L184 76V74H185V72L183 73ZM49 72H50V69H49ZM66 72H69V74L71 75V79H70V80H69V74L67 73V74H68V75H67ZM82 72H83V73H82ZM107 72H108V73H107ZM133 72H134V71H133ZM136 72H137V71H136ZM180 72H181V71H180ZM186 72H187L186 74H188V73H189V69H188ZM43 73H44V71H43ZM50 73H51V72H50ZM91 73H92V75H90ZM176 73H177V71H176ZM39 74H41V73H39ZM56 74H57L58 76L61 75V77H59V78L57 79V78H56L57 76H54V75H56ZM81 74H82V76H81ZM83 74H84V75H83ZM128 74H129V73H128ZM41 75H42V74H41ZM93 75H94L95 77H91V76H93ZM130 75H132V73H130ZM130 75H129V76H130ZM164 75H165V74H163V77H164ZM166 75H167V74H166ZM173 75H175V74H172V77H169V79H168V78H165V80H164V82H163V86H164L163 88H165V89L168 88V91H167V92H169L170 90H172V89L174 88L175 83L178 82V81L175 79V76H176L177 74H176L175 76H173ZM43 76H44V74H43ZM49 76H50V77H49ZM76 76H77V75H76ZM83 76H85V77L83 78ZM133 76H134V74H133ZM180 76H179V74H178L176 77H177V78H180ZM185 76H187V75H185ZM45 77H46V76H45ZM53 77H55V78H53ZM109 77H110V76H109ZM125 77H126V78H125ZM173 77H174V78H173ZM61 78H64V79H61ZM79 78H80V79H79ZM81 78H82V79H81ZM170 78H171V79H170ZM181 78H180V79H181ZM186 78H187V77H185L184 80H185ZM43 79H45V78L43 77ZM43 79L39 77V82L41 83V86H43V85L45 84V82H44ZM60 79H61V81H60ZM94 79L96 80L95 82H94ZM104 79H102V80H104ZM174 79L176 80V82H175ZM182 79H183V78H182ZM62 80H64V81H62ZM126 80H128V81H126ZM178 80H179V79H178ZM58 82H60V83H61V82H62V83L64 82V85H60V83L58 84ZM84 82L87 83L86 81H84ZM92 82H91V83H92ZM121 82H122V81H121ZM121 82H120V83H121ZM43 83H44V84H43ZM48 83H49V82H48ZM54 83H53L52 85H54ZM76 83L79 85V87H78V85H77ZM85 83H84V85H85ZM88 83L90 84V79H89V82H88ZM106 83H105V84H106ZM110 83H111V85H110ZM112 83H113V84H112ZM37 84H38V83H37ZM50 84H51V83H50ZM74 84L77 85V86H75ZM122 84H123V83H122ZM45 85H46V89H47V87H48V89H49V87H50V88L53 87L52 85H50V86L47 85V83H46ZM59 85H60V86H59ZM90 85H92V84H90ZM118 85H120V84H118ZM118 85H117V87H118ZM172 85H173V86H172ZM51 86H52V87H51ZM56 86H55V88L57 89ZM87 86H88V85H87ZM97 86H99V89H100V90L97 88ZM123 86L125 87L126 84H125V85H122V86L120 85L119 89H121V87L123 88ZM65 87H66L67 90L65 89ZM80 87L82 88V91L78 92V88L80 89ZM88 87H89V86H88ZM94 87H96V88H94ZM104 87H105V88H104ZM107 87H108V89H107ZM114 87H115V86H114ZM114 87H113V88H114ZM117 87H115L114 89H115V90H118ZM37 88H38V86H37ZM44 88H45V86H43V88H41V90L44 89ZM91 88H90L89 91H91ZM116 88H117V89H116ZM97 89H98V92H97V91H94V90H97ZM124 89H126V88H123V90H124ZM44 90H45V89H44ZM53 90H55V89H53ZM58 90H60V89H57L56 91H58ZM64 90H65V92H64ZM80 90H81V89H80ZM102 90H103V91H102ZM109 90H110V91H109V92L107 91L108 93H106V95H105V93H104V95H102V98H105L104 101H106V98H109V104H110V101H111V102L113 101L111 104H117V105H118V104H119V105L121 104V106H124V107L126 106L127 109L129 108V110H131V112H133L132 114H135V112L133 111V109H132L131 107H129L130 104H127V103H121L120 100H118V99H121V98H122V97L120 96V95H121V93H120L121 91L119 92V94H120L119 96H120L121 98H118V97H115L116 94H118V93L115 94V92L113 91V89H109ZM48 91L50 92V90H48ZM61 91H60L59 93H61ZM101 91H102V92H101ZM134 91H133V92H134ZM42 92H43V93H42ZM45 92H46V93H45ZM49 92H47V90H46V91H41V94H45V95H41V96H42V97H43V96L48 97V96L50 95ZM52 92H53V91H52ZM68 92H70V93H68ZM86 92H87V93H86ZM96 92H97L98 94H99V92H101V93H100L101 95L98 96ZM131 92H132V91H131ZM165 92H166V91H165ZM53 93H54V92H53ZM53 93H52L51 96H49L48 98H45V100H48V101L51 100V104H52V102H53V103L55 102L56 105H59V104L57 103V102H59V101H56L57 98L54 99V97H52V96H56V93H55V95H54ZM62 93H61V95H63ZM124 93H125V92H123V94H124ZM47 94H48V96H47ZM57 94H58V92H57ZM66 94H65V95H66ZM71 94H70V96H71ZM84 94H86L87 96L84 95ZM107 94H108V95H107ZM126 94H127V92H126ZM39 95H40V94H39ZM59 95H60V94H59ZM88 95H89V96H88ZM129 95H130V94H129ZM129 95H128V96H129ZM63 96H64V95H63ZM90 96H91V97H90ZM95 96H96V97H95ZM103 96H104V97H103ZM126 96H127V95H126ZM126 96H125V94H124L123 98L126 97ZM50 97H51V98H50ZM74 97H75V98L77 97V101H78V99H79V102H80V103H77V102L75 101L76 99H75ZM82 97H83V98H82ZM84 97H85V98H84ZM88 97L91 98V101L87 99V101H88V102H87V101H85V100H86V98H88ZM93 97H94L95 99H93ZM98 97H100V98H98ZM130 97H132V96H130ZM133 97H135V96L133 95ZM43 98H44V97H43ZM66 98H67V99H66ZM70 98H74L75 100H74V99H70ZM117 98H118V99H117ZM127 98L129 99V97H127ZM135 98H136V97H135ZM49 99H50V100H49ZM53 99H54V100H53ZM63 99H64V101H63ZM65 99H66V100H65ZM82 99H83V100H82ZM99 99H100V100H99ZM61 100H62V102H61ZM68 100H69L70 102H69ZM71 100H72V101H71ZM92 100H93V101H92ZM96 100H97V101H96ZM107 100H108V99H107ZM124 100H126V99L124 98ZM124 100H123V101H124ZM129 100H130V99H129ZM73 101H75V102H73ZM82 101H83V102L85 101L84 104H83ZM123 101H122V102H123ZM126 101H128V100H126ZM64 102H65V103H64ZM68 102H69V103H68ZM90 102H91V103H90ZM94 102H95V104H93V106H92L91 104L94 103ZM106 102H107V101H106ZM71 103H73V104L75 103L77 106H76V105H72ZM85 103H86L87 105H86ZM107 103H108V102H107ZM129 103H130V102H129ZM61 104H60V105H61ZM78 104L81 105V106H79ZM111 104L108 105V106H111ZM135 104H136V103H135ZM60 105H59V106H60ZM85 105H86V106H85ZM88 105H89V106H88ZM90 105H91V106H90ZM95 105H96V106H95ZM49 106H50V102H49ZM63 106H62V107H63ZM67 106H68V107H67ZM71 106H73V109H72ZM75 106L77 107L78 110L75 108ZM94 106L97 107V108L99 109V111H101L100 113H102V114L99 113V114L97 115V113H98L97 110H98V109L94 108ZM113 106H114V105H113ZM133 106H134V105H133ZM133 106H132V107H133ZM54 107H55V106H54ZM79 107L81 108V110L79 109ZM85 107H87V108H88V107H91V108H89L90 111H89V110H85V109H87V108H85ZM92 107H93V108H92ZM111 107H112V106H111ZM115 107H116V105L114 106V108H115ZM134 107H135V106H134ZM66 108H67L68 111H71V115H70V112H69V113L66 112V111H67ZM70 108H71V109H70ZM74 108L77 110L76 112H79V111H80V112H79L80 114H81L82 108H83V110H84L85 112H86V111L92 112L94 109H95L94 111H97V112H92V113H96V114H92V113H91V115H89V114H90L89 112H88L89 114H86V116H89V118H90V116H91L90 119H92V120H90V121H89V119L87 120V118H86L85 115H83V117H80V118H79V120H80V119L83 120V121H82V120L80 121V123H81L82 125L79 123V120H78V122H77V121L74 122V124H76V126H74V125L72 124L73 120H77V119H78V118L75 119V116H73V114L76 115V112L74 113V111H75ZM114 108H113V109H114ZM121 108H122V107H121ZM121 108H120V109H121ZM181 108H182V107H181ZM110 109H111V108H110ZM113 109H112V110H113ZM116 109H117V108H116ZM72 110H73V112H72ZM91 110H92V111H91ZM122 110H123V109H122ZM64 112H65V115L67 114V115L65 116V117H67V118H66L67 120H65V117L63 116V115H64ZM85 112H82V114H83V113L85 114ZM112 112H113V111H112ZM121 112H123V111H121ZM121 112H120V113H121ZM86 113H87V112H86ZM107 113H108V112H107ZM109 113H111L110 110H109ZM118 113H119V112H118ZM118 113H117V114H118ZM124 113H126V112H124ZM129 114H130V112H129ZM68 115H70L71 117L68 116ZM94 115H95V116H99V115H101L102 120H101L100 116H99L98 118H96V117L94 118ZM108 115H109V114H108ZM113 115H115V114H113ZM49 116H50V115H49ZM76 116H78V115H76ZM80 116H81V115H80ZM133 116H134V115H133ZM52 117H53V116H52ZM72 117H73L74 119H72ZM107 117H108V116H107ZM112 117H113V118H112ZM128 117H130V116H128ZM125 118H126V117H124V120H123L124 123L126 122V121H125ZM131 118H132V116H131ZM71 119H72V120H71ZM85 119H86V120H85ZM93 119H95L96 121H98V119H100L101 121H100V120H99V121H100L103 125L106 124V123H107V125H109V124L111 123L109 126L105 125V127H103V125H102L101 123H100V124H101L102 126L99 125L98 123H97V124H98L99 126H96V124H95L96 127H99V130H101V129H103V128L107 129L108 127L111 126V128L113 129V130H112V129L110 128V129L112 130V131L109 132V135H110L111 137L108 136V135H104V133H105L104 130H105V129H104L103 131H101V132H98V131H97L98 128H97V130H96V128L93 127V126H94V123L96 122V121L93 120ZM103 119L106 121V123L103 122ZM126 119H127V118H126ZM128 119H130V118H128ZM50 120H52V119H50ZM55 120H53V121H55ZM107 120H108V122H107ZM109 120H110V122H109ZM58 121H57V122H58ZM68 121H72V122H68ZM91 121H94V122H91ZM115 121H116V120H115ZM66 122L69 123V124H67ZM76 122H77V123H76ZM82 122H83V123H82ZM89 122H91V123H89ZM116 122H117V121H116ZM116 122H115V123H116ZM128 122H129V121H128ZM53 123H54V122H53ZM92 123H93V124H92ZM115 123H114V124H115ZM122 123H123V122H122ZM129 123H130V122H129ZM129 123H126V125L123 124V127L126 128V130L129 132V134H130L129 139H133V140H135L134 138H135L136 135H135V133H134L135 131H134L133 129H136V128H132V127H134V125H132V126H130V125L133 124V123H131L130 125H129ZM134 123H135V122H134ZM175 123H176V122H175ZM71 124H72V125H71ZM164 124H165V123H164ZM190 124H191V123H189V126H191ZM194 124H195V123H194ZM194 124H192V126H193ZM52 125H54V124H52ZM52 125H51V126H52ZM90 125H92V126H90ZM121 125H122V124H121ZM187 125H188V123H187ZM187 125L185 124L186 128H188ZM100 126H101V129H100ZM185 126H183V127L185 128ZM55 127H56V126H55ZM57 127H58V126H57ZM102 127H103V128H102ZM106 127H107V128H106ZM51 128H54V127H51ZM73 128H74L75 130H74ZM90 128H91V129H90ZM186 128H185V129L182 128V129L185 131ZM190 128H191V127H189V129H190ZM56 129H57V128H56ZM56 129H55V131H56ZM58 129H60V127H58ZM58 129H57V130H58ZM80 129H82V128H80ZM87 129H88V128H87ZM92 129L95 130V133H94V130H93V132L91 131ZM189 129H188V131H189ZM61 130H62V129H61ZM73 130H74V131H73ZM64 131H65V132H64ZM188 131H187V132H188ZM51 132H52V131H51ZM60 132H61V131H60ZM79 132H80V133H79ZM81 132H82V134H81ZM84 132H85V133H84ZM97 132H98V133H97ZM102 132H104V133H102ZM49 133H50V132H49ZM86 133H87V134H86ZM96 133L99 134V135H96ZM189 133H190V132H189ZM88 134H89V135H88ZM92 134H93V135H92ZM112 134H114V136H115V137L113 136V138H111L112 141H113V139H115V138L118 136V135H117L118 133L116 132V135H115V131H114V132H112ZM179 134H180V130H179ZM179 134H178V136H177V135H176V136L179 137V136H180ZM181 134H183L182 137L185 136V132H184V133L181 132ZM54 135H56V132H55ZM86 135H87V136H86ZM49 136H50V135H49ZM51 136H53V134H52ZM51 136H50V137H51ZM56 136L58 137V133H57ZM83 136H85L84 138H86V139H82ZM90 136H91V138H92L93 140L90 138ZM191 136H192V135H191ZM57 137H56V139H57ZM94 137L96 138V140H95ZM97 137H98V141H97ZM118 137H119V136H118ZM118 137H117V138H118ZM136 137H137V136H136ZM182 137H181V138L179 137L178 139H177L176 137H175L176 139L169 138V142L172 143L173 145L177 146V148H178V147L181 145V144H180L181 142H179V141L182 139V142H183V141H185V139H186V137H185V138L183 137V138H184V140H183ZM192 137L194 138V136H192ZM52 138H53V137H52ZM80 138H81L82 140H81ZM87 138H88V139H87ZM99 138H101V139L99 140ZM70 139H74L73 142H72V140L70 141ZM105 139H106V140H105ZM32 140H33V139H32ZM48 140H50V139H48ZM84 140H85V142H86V143H84L85 145L83 144ZM87 140H88L89 142H88ZM91 140H92V142H91ZM118 140L120 141L119 144H122V142H121V138H120V137H119ZM118 140L115 139V143H117L116 141H118ZM159 140H161V139H159ZM159 140H158V141H159ZM164 140H165V141H163V143L166 144L168 140H167L166 138H165ZM187 140H188V138L186 139V142H187ZM30 141H31V140H30ZM33 141H34V140H33ZM33 141H31V142L33 143ZM61 141H62V140H61ZM74 141H76V142H79V141H80V142H79V143H76V142H74ZM189 141L191 142V141H193V140H188V142H189ZM51 142H52V140H51ZM55 142H56V140H55ZM70 142H72V143H70ZM93 142H95L94 144H96V142H98V143L94 146V145L92 144ZM128 142H129V141H128ZM169 142H168V144H169ZM32 143H30V144L33 145ZM56 143H57V142H56ZM56 143H55V145H56ZM159 143H162V142L159 141ZM163 143H162L161 146H163ZM183 143H184V142H183ZM183 143H182V144H183ZM28 144H29V142H28ZM53 144H54V143H53ZM60 144H59V146H60ZM74 144L77 146V148H76V146H75ZM78 144H79V145H83V146H79ZM89 144H90V145H89ZM101 144H102V143H101ZM113 144H114V143H113ZM123 144H124V142H123ZM128 144H129V143H128ZM128 144H126V145H128ZM155 144L158 145V142H156ZM165 144H164V147H165ZM57 145H58V144H57ZM88 145H89L90 147H91V146H92V147L94 146L93 149H90V150H91L90 152L87 151V149L90 148V147L87 148ZM98 145H99V144H98ZM157 145H156V146H157ZM183 145H185V144H183ZM183 145H182V147L184 148V150H185L186 152H188V149H189V147H190V146L188 147V145H190V144L187 145L188 149H186L187 147L185 148ZM59 146H57V149H58V150H59V148L61 147V146H60V147H59ZM105 146H106V145H105ZM105 146H104V147H105ZM116 146H117V145H116ZM119 146H120V145H119ZM128 146H129V145H128ZM128 146H126V147H127L128 149H131V147H128ZM131 146H132V145H131ZM134 146H135V145H134ZM161 146H157V148L159 147V149H161ZM168 146H169V145H168ZM58 147H59V148H58ZM66 147H65V146L63 147V146H62L61 150H59V151L57 150V151H58V152H61V153H64V152H62V150H65V151H66V149H67ZM99 147H101V146H99ZM124 147H125V145H124ZM180 147H181V146H180ZM180 147H179V148H180ZM182 147H181V148H182ZM64 148H66V149H64ZM74 148H75V149H74ZM167 148H168V147H167ZM167 148H166V149H167ZM170 148H171V147H170ZM179 148L177 149L178 151L180 150ZM52 149H53V152L56 151V150H54L53 147H52ZM96 149H97V150H95V151H98V150H99L98 152L100 153L102 147H101V149H98V148H96ZM104 149H105V150H104ZM155 149H156V147L154 148V150H155ZM162 149H163V147H162ZM162 149H161V151H162ZM103 150H104V151H106V150L108 151V149L103 148V149H102V152L100 153V155H102L103 153H105V152H103ZM154 150H153V154H152V156H153V155L155 154V152H156V151H154ZM181 150H182V149H181ZM181 150H180V151H181ZM184 150H182V151L184 152ZM158 151H159V150H158ZM161 151H159V152H161ZM167 151H168V150H167ZM175 151H176V148H175ZM175 151H174V152H175ZM182 151L179 152V153H182ZM68 152H69V151H68ZM68 152H67V151L65 152V153L67 154L66 156L70 155V154H68ZM76 152H75V153H76ZM88 152H89L90 154H89ZM171 152H173V151H171ZM186 152H185V153H186ZM61 153H60V154H61ZM82 153H83V154H82ZM92 153L95 155L96 158L94 157V155H93ZM106 153H107V152H106ZM106 153H105V154H106ZM169 153H170V152H169ZM188 153H189V152H188ZM54 154H55V153H54ZM57 154H59V153H57ZM105 154H104V157H109V156H106ZM107 154H108V153H107ZM14 155H15V154H13V156L11 155L10 158L14 157ZM61 155H62V154H61ZM82 155H83V156H82ZM89 155H90V156H89ZM163 155L165 156V154H163ZM163 155H162V156H163ZM173 155L175 156L176 154H173ZM186 155H188V154L186 153ZM63 156H65V154H63ZM75 156H76V155H75ZM88 156L91 157V158L94 157L93 159L88 158L90 161H93V162H89V160L85 161V159H87ZM156 156H157V153H156ZM167 156H168V155H167ZM182 156H183V155H182ZM58 157H59V156H58ZM153 157H154V156H153ZM176 157H177V156H176ZM176 157H175V158H176ZM179 157H181V156H179ZM179 157H178V158H179ZM184 157H185V156H184ZM184 157H183V158H184ZM10 158H9V160H11ZM60 158H61V157H60ZM98 158H99V160H98ZM162 158H163V157H162ZM162 158H161V160H162ZM171 158H172V157H171ZM12 159H13V158H12ZM68 159H69V157H68ZM83 159H84V160H83ZM103 159H104L105 161H104ZM164 159H165V158H164ZM164 159H163V160H164ZM168 159H169V158H168ZM173 159H174V158H173ZM181 159H182V157H181ZM94 160H95V161H94ZM156 160H158V159H156ZM174 160H177V159H174ZM178 160H180V158H179ZM178 160H177V164H178V162H179V164H180L181 161H178ZM257 160H259V159H257ZM257 160H256V161H257ZM263 160H264V159H263ZM64 161H65V159H64ZM96 161H97V163L99 164V166H100V165H101V166H102V165H103V166L106 165V166H105V169H104L103 166H102L103 168H102V167H101V168H100V167H97V163L95 164ZM107 161H108V160H107ZM259 161H260V160H259ZM259 161H257V163H255L254 161H251V162H254V163H253V164L250 163V166L247 164L248 167H249V169H248L247 171H244V173H245L244 175H245V176L243 175V173H242L241 171H239L238 173L236 172L237 175L240 174V176H241V177H238V179H240L241 181H244V182H245V181H246L245 179H248V177H250L251 175H253V173L251 174L250 172H255V173H256L257 170H254V168H255V169L258 168V169L260 170V168H261L260 165L262 164V162H261L262 160L260 161L261 163H258ZM14 162H15V160H13V163H14ZM65 162H66L65 165H67L68 162H69V160H67V161H65ZM87 162H89V164L92 163L93 165H92V164L89 165V164H87ZM99 162H101V164H100ZM155 162H156V161H155ZM166 162H167V161H166ZM212 162H213V161H212ZM63 163H64V162H63ZM157 163H161V164L163 165V162H161V161H159V162L157 161ZM210 163H211V162H210ZM166 164H167V163H164V165H166ZM254 164H255V165H254ZM258 164H260V165H258ZM263 164H264V162H263ZM263 164H262V166H263V168H264V165H263ZM65 165L62 164V167L65 166ZM91 165H92V168H91ZM95 165H96V166H95ZM251 165H252L253 169H252ZM253 165H254V166H257V167H254ZM67 166H68V165H67ZM159 166H161V165H159ZM176 166H177V165H176ZM176 166H175V167H176ZM65 167H66V166H65ZM69 167L71 168V166H69ZM69 167H67V169H68ZM75 167H74L73 170H72V168H71V170H72L71 172H68L70 168H69L68 171H67V175L71 174V177H70L71 179H70V180H71L72 182H69L70 188L72 189V187L74 186V187H73L74 190L71 191V189H69L70 193L68 192V193H66V195H64V197H62L61 205H62V206H65V208L67 209V210H66V209L64 208V210H63V207L61 206V207H62V210L67 212V213H65V214L68 215V218H72V216L76 217V216H77L78 214H80L81 212H82V216H83V213H84V215H86V214H87V216H88V215H89V216L92 215L91 217H92V218L94 217V218H93V220H91V219H92L91 217H90L89 219H88V218L85 219V218H86V216H85V218L82 217L83 220L85 219L84 221H82V220H79L78 217H77V221H76V219L73 217L74 220L72 219V221H75V223L71 221V222L73 223V224H72V223H70V221H68V225H69V223H70V224L72 225V227H69V226H71V225H69V226H67V227H69L70 229L73 228V229L75 230L74 232H75V233L77 232V234H74L73 229H72V234L75 235V240H76V237H77V239H78V237H80V235H82V234L85 235V233H82L84 230L81 231V233H79L81 229L78 231V228H80V227L84 229V227H82V225H84V224H82V222H85V221H87V220L91 221V222L88 221L87 223H88V224L90 223V224H92V225H90V224L87 225V223H86V224H85V225H86L85 227H86V228L88 227L87 230L90 229V228H91L92 230H91V231L88 230L87 232H86V230H85V232H86V233H89V234H90V237H89V238H91V236H92L91 233L94 234V232H95L94 235H96L98 232L104 231V234L102 233L104 236H103V237H102V236L99 237L101 233H100V234L98 233L99 236L97 235V237H99V238H97V239H99L100 242H101L103 245L106 244V245L104 246V248H106V247L108 246V242H109V240H110L109 238H108L109 240H107V238H105V236H107L106 233L109 234V230H108V228H107L106 226H109L110 228H112L113 225H112V224H109V221H111V220L108 221V218H110V217H108V218L106 217L108 222H105L106 220H104V218H105L106 215H105V216L103 215L104 217L102 216V219H101L100 216H101V213L103 212L104 209L107 210V209H106L107 207H109V211H110V206H111L110 203H111V202L113 203L112 198L109 199L108 197H111V196H108V195H107L108 197H105V199L107 198L109 201L111 200V202L109 203L110 205H108L107 207L104 208L103 206L106 205V204H104V203H102V205L100 204V202H105V199L102 198L103 196H100L101 199H100L99 197H98V198H95L94 196H96V195H94L95 193L92 191V188H93V190L96 189V188H94V186H95L96 184H100L101 179H98V178H100V175L95 174V177H94V174L92 173V171H90L89 173H91V174H89V175H91V178H92V179L89 180L90 177L87 176L88 173L86 174L87 177L84 176V175L81 173V175H82L81 177H84V179H83L84 182H85V177L88 179V180L86 179L87 182H85V183L83 184V183H82V179H80L81 177H79L78 174L75 175V173H74L75 177L72 178L73 171L76 170ZM80 167H81V168H80ZM143 167H144V166H143ZM143 167L141 168V170H142V174L144 173V172H143L144 170H145V172H147V173H146L147 175H148V174H153V175H151V176H152L151 179L149 178L150 175H149V177H147L148 180L150 181L151 185H153V186H151V185L149 186V182H148V186H147L146 183H147L148 180L146 181V178H144V177H146L147 175L144 174V177H143V178L145 179L144 181L146 182V183H145L146 185L144 186V188L147 187L146 190L149 189V190H147V195H149V196H147V195L145 194V196H146L147 198H144V200L142 201V198H141L142 196H141V194H139L140 191H141V190H140V191L138 192V194H137V193H136V194H133V195H135V196H133L132 198H131V196L127 197L126 199L130 200L128 205H129V206L132 205V206H133V207L131 206L132 209H129L130 207L127 208L128 205H126V204L128 203V200H126L127 202L124 203L126 206H124V205L121 204V206H123V207H120L119 204H115L113 208H115V206L117 205L118 208L120 207V208L123 209V214L121 213V214H122L121 216H123V215L126 213L125 211H127L126 214L129 215V213H130L131 215H130V216H126V217H130V218H131V216H133V214H134V213H133V212H134V211H133V210H134V209H133L134 206L137 207V208H135V211H136V210H138V211L141 210V211H142L141 214H143V212H145V213L147 212V211L144 210V207H145V209H148V208L150 209V208H151L152 210L156 211V210H157L156 208H158V210H159V209L162 208V206H164V205L158 206L159 204H158V205L156 204L157 201L154 202V201H155L154 198H155V199H157V198H156V197L153 198L154 194H152V193L154 192L153 189H155V191H156L157 193L159 192L158 187L156 188V186L161 185V184H158L159 180H161V179H159L160 177L158 178L159 180H157V181H158V182H157L158 185H154V184H156V180H155V178L157 177V175H155L154 173H152V170H151L152 165L150 166V164H149L148 167H146V168H143ZM163 167H164V166H163ZM163 167H161V168H163ZM175 167H174V168H175ZM207 167H208V166H207ZM211 167H212V166H211ZM246 167H247V166H246ZM94 168H97V169H94ZM98 168H99V169H98ZM67 169H66V170H67ZM85 169H86V170H85ZM136 169H137V168H136ZM136 169H134V170L137 172L138 169H137V170H136ZM143 169H144V170H143ZM172 169H173V168H172ZM172 169H171V170H172ZM177 169H179V167H178ZM177 169L175 168V170H173V172H176ZM250 169H251V170H250ZM261 169H262V168H261ZM66 170H64L65 173H66ZM94 170H95V171H94ZM96 170H97V171H96ZM149 170H151V173H150ZM190 170H191V169H190ZM244 170H245V168H244ZM259 170H258V171H259ZM75 172H76V171H75ZM78 172H81V171L79 170V171H77V173H78ZM129 172H131V171H129ZM133 172H134V171H133ZM136 172H135V173H136ZM138 172H139V171H138ZM248 172H249V173H248ZM178 173H179V171H178ZM188 173H189V172H188ZM236 173H235V174H236ZM246 173H247V174H246ZM129 174L131 175V173H129ZM137 174H140L139 177L141 176V173H137ZM156 174H157V173H156ZM171 174H172V172H171ZM183 174H184V173H183ZM249 174H250V175H249ZM97 175H98V177H97ZM133 175H134V174H133ZM154 175H155L156 177H155ZM175 175H176V174H175ZM181 175H182V174H181ZM181 175L177 174V177H178V176L180 177ZM209 175H210V174H209ZM242 175L244 176V177H243V178H244L243 180H242ZM69 176H70V175H69ZM77 176H78L79 178H77ZM101 176H102V175H101ZM126 176H127V174H126ZM135 176H136V175H135ZM142 176H143V175H142ZM159 176H161V175H159ZM163 176H164V175H163ZM184 176H186V174H185ZM184 176H183V177H184ZM253 176H254V175H253ZM129 177H130V176H129ZM153 177H155V178L153 179ZM165 177H166V176H165ZM165 177H164V178H165ZM181 177H182V176H181ZM211 177H213V176H210V177L208 176V178H206V179H208V181H209V178H211ZM93 178H94V179H93ZM96 178H97V179H96ZM172 178H174V176H173ZM172 178H171V179H172ZM185 178H186V177H185ZM185 178H182V179L185 180ZM68 179H69V178H68ZM74 179H75V180H74ZM77 179H78V180H77ZM139 179H142V178H139ZM206 179H204V180H206ZM224 179H225V178H224ZM224 179H220V180L222 181V180H224ZM228 179H229V178H227L226 181H229ZM250 179H251V178H250ZM250 179H249V180H250ZM261 179H262V178H261ZM70 180H69V181H70ZM73 180H74V181H73ZM174 180H175V179H174ZM193 180H195V179H193ZM198 180H199V179H198ZM230 180H231V179H230ZM232 180H233V179H232ZM236 180H237V179H236ZM75 181L77 182L78 186H77V184H76ZM152 181H155V183H153ZM161 181H162V180H161ZM171 181H173V180H171ZM176 181H177V179L174 181V183H175ZM182 181H183V180H182ZM212 181H214V180L212 179ZM212 181H211V182H212ZM216 181H217V180H216ZM221 181H220V182H221ZM263 181H264V180H263ZM74 182H75V184H74ZM89 182H90V183H89ZM122 182H123V181H122ZM140 182H142V184H140V185L143 186L144 182H143V181H140ZM197 182H198V181H197ZM197 182H196V183H197ZM201 182H202V181H201ZM209 182H210V181H209ZM244 182H242V183L240 182V183L243 184ZM247 182H248V181H247ZM258 182H259V181H258ZM260 182H262V181H260ZM71 183H72V184H71ZM79 183H80V184H79ZM81 183H82L83 185L87 184V186H85V188L87 189V187H88L89 190H90L91 192H90V191H86L85 188H84V186H81ZM120 183H121V182H120ZM172 183H173V182H172ZM174 183H173V184H174ZM177 183H178V182H177ZM177 183H175V185H177ZM192 183L194 184L195 181H194V182L192 181ZM204 183H205V182H204ZM226 183H227V182H226ZM229 183H231V181H230ZM91 184H92V185H91ZM187 184H188V183H186V184H184V185H187ZM189 184H190V183H189ZM189 184H188V185H189ZM202 184H203V183H202ZM202 184H201V185H202ZM212 184H213V182H212ZM218 184H219V182H218ZM221 184H225V183H224V182H223V183L221 182ZM241 184H240V185H241ZM244 184H245V183H244ZM244 184H243V185H244ZM261 184H262V183H261ZM71 185H72V187H71ZM179 185H180V184H179ZM206 185H208V184H206ZM89 186H91V187H89ZM142 186H140V188H139V185H138V188H139V189H142V188H141ZM163 186H164V184H163ZM180 186H181V185H180ZM182 186H183V185H182ZM193 186H195V185H193ZM199 186H200V183H199ZM199 186H198V187H199ZM209 186H211V185H209ZM212 186H213V185H212ZM216 186H217V185H216ZM223 186H224V185H223ZM259 186H260V184H259ZM77 187L80 188V189H81V187H82V189H81V191H82L81 193H82V194H83V191L86 192V193H84L83 195H81L80 198H82L83 196H85L84 198H82V200L79 198V196H78V197L76 196L77 199L79 198L78 200H80V202H79L78 200H74V199L76 198V197H75V194L79 193V192H77V190H76V192H75V189H78ZM148 187H149V188H148ZM151 187H153V189H152ZM161 187H162V186H161ZM161 187L159 186V188H161ZM173 187H174V186H173ZM173 187H172V188H173ZM184 187H187V186H184ZM204 187H205V185H204ZM217 187H218V186H217ZM227 187H229V184H227ZM227 187H226V188H227ZM164 188H165V187H164ZM164 188H163V189H164ZM193 188H194V187H193ZM206 188H208L209 191H211L212 193H213L212 190H215V189H216L215 187H214V189H210L209 187H206ZM220 188H222V187L220 186ZM223 188H224V187H223ZM226 188H224V189H220V190H226V191H227ZM181 189H182V188H181ZM185 189H186V188H185ZM185 189H182V190H185ZM187 189H188V187H187ZM201 189H203V188L201 187ZM87 190H88V189H87ZM143 190L145 191V189H143ZM161 190H162V189H161ZM167 190H168V189H166V192H167ZM175 190H176V189H175ZM178 190H179V189H178ZM182 190H181V192L183 193ZM194 190H196V189H194ZM218 190H219V189H218ZM218 190L216 189V193L218 192ZM73 191H74L75 193H74ZM171 191H172V189L170 188V192H171ZM173 191H174V190H173ZM186 191H187V190H186ZM186 191H185V192H186ZM197 191H198V190H197ZM202 191H203V190H202ZM202 191H201V192H202ZM228 191H229V190H228ZM234 191H235V190H234ZM87 192H89V193H87ZM141 192H142V191H141ZM149 192H151V193H149ZM163 192H164V191H163ZM166 192H164V194H165ZM187 192H188V191H187ZM187 192H186V193H187ZM201 192H200V193H201ZM211 192H210V194H212ZM219 192H222V191H219ZM224 192H225V191H224ZM236 192L238 193L239 191L236 190ZM81 193H80V194H81ZM144 193H146V192H144ZM157 193H156V194H157ZM168 193H169V192H168ZM168 193H167V195H170V194H171V193H170V194H168ZM175 193H176V192H175ZM175 193H174V194H175ZM189 193H190V194H188V193H187V194L190 195V196H191L190 198L193 199V197H194V191H193V189H189ZM200 193H199V194L197 193L195 196L198 198V196L200 195ZM203 193H204V192H203ZM216 193H215V191H214V195L212 196V195H210L209 192H208V195H209V196H208V195L206 194V192H205V195L208 197V199H210V203H211V201L214 200L215 198H218V196L215 197ZM231 193L233 194V191H231ZM80 194H77V195H80ZM86 194H90V195H88V197H87ZM92 194H93V195H92ZM158 194H161V193H158ZM176 194H177V193H176ZM201 194H202V193H201ZM218 194H220V193H218ZM218 194H217V195H218ZM238 194L240 195V193H238ZM139 195H140V196H139ZM142 195H143V194H142ZM167 195H166V197H167ZM183 195H184V193H183ZM188 195H187V196H188ZM197 195H198V196H197ZM202 195H203V196H202ZM202 195H201V197H204V194H202ZM224 195H227V193H226V192H225V194L223 193V196H224ZM234 195H235V193H234ZM239 195H238V196H239ZM244 195H246V194H243V196H244ZM136 196H137V197L139 196V197L137 198ZM145 196H143V197H145ZM155 196H157V195H155ZM178 196H179V194H178ZM187 196L185 195V197H187ZM219 196H221V194H220ZM236 196H237V195H236ZM96 197H97V196H96ZM112 197H113V196H112ZM119 197L121 198L122 195L119 196ZM119 197H118L117 199H120ZM134 197L137 198L138 201H139V198H141V201H139V202L135 201V198H134ZM158 197H159V196H158ZM166 197H165V198H166ZM170 197H171V196H170ZM174 197H175V196H174ZM179 197H180V196H179ZM179 197H177V199H179V200H180V203H181V202H182V199H180L181 197H180V198H179ZM196 197H195V198H196ZM201 197H199V198H201ZM213 197H214V199H213ZM221 197H222V196H221ZM240 197H241V195H240ZM249 197H250V196H249ZM93 198H95L96 200L98 199L99 201H98V200L95 201V199H93ZM172 198H173V197H172ZM195 198H194V199H195ZM197 198H196V199H197ZM199 198L197 199L198 201H196V199H195V201H194V200H192V201H194V202H196V203L198 204V207H200L199 210H200V209L203 210V206H204V205H203L202 203L205 202L206 200H205V201L203 200L205 197H204V198H201L202 200H201V199L199 200ZM243 198H244V197H243ZM246 198H247V197H246ZM246 198H245V202H246V201H248V202L252 201V200H250V201H249V200H246ZM64 199H65V200H64ZM87 199H88V200H87ZM92 199H93V200H92ZM107 199H106V200H107ZM145 199H148V200H146V203H145ZM173 199H174V198H173ZM185 199H186V198H185ZM206 199H207V198H206ZM211 199H212V200H211ZM236 199H237L238 201H240V200L242 199V197H241V198H238V197H237ZM248 199H249V198H248ZM250 199H251V198H250ZM254 199H255V198H254ZM254 199H253V200H254ZM256 199H257V198H256ZM72 200H74V201H72ZM103 200H104V201H103ZM113 200H114V198H113ZM120 200H121L120 203H122V199H120ZM150 200H151V201H150ZM169 200L172 201L171 199H169ZM179 200H178V202H173L172 204H174V205H175L176 203L178 204V203H179ZM186 200H187V199H186ZM190 200H191V199H190ZM190 200H189V201H190ZM216 200H217V199H216ZM261 200H262V199L258 197V202H260ZM71 201L74 202V203H72ZM75 201H78V202H79V203L77 202L78 205H77V204L75 205ZM85 201H86L87 203L84 205L82 202L85 203ZM89 201H90L91 203H90ZM92 201H93V202H92ZM109 201H108V202H109ZM116 201H117V203H119V200H116ZM116 201H114V202H116ZM147 201H149V202H147ZM173 201H174V200H173ZM175 201H177V200H175ZM201 201H203V202H201ZM214 201H215V200H214ZM238 201H237V202H238ZM242 201H243V200H242ZM255 201H257V200H255ZM94 202H95V203H94ZM131 202H132V203H131ZM136 202H137L138 204H137ZM140 202H144L145 205H143L144 203L141 204ZM151 202H152V203H151ZM184 202H185V201H184ZM194 202H192L193 206L195 205ZM206 202H207V201H206ZM248 202H247V203H248ZM64 203H66V204H64ZM93 203L96 205L97 210H96V207H95V205H94ZM96 203H97V204H96ZM105 203H106V202H105ZM167 203H168V202H167ZM170 203H171V202H170ZM170 203H168V204H170ZM187 203H188V202H187ZM243 203H244V202L239 203V204L242 205ZM247 203H246V204H247ZM252 203H253V202H252ZM260 203H261V202H260ZM81 204H82L83 207L81 206ZM87 204H88V205H89V204H92V206L90 205L91 207H87V206H88ZM98 204H99V205H98ZM103 204H104V205H103ZM113 204H114V203H113ZM130 204H131V205H130ZM139 204H140V205H139ZM182 204H183V202H182ZM182 204H181V205H182ZM204 204H205V203H204ZM206 204H207V203H206ZM208 204H209V203H208ZM257 204H259V203H257ZM86 205H87V206H86ZM100 205H101V206H100ZM170 205H171V204H170ZM181 205H180V206H181ZM185 205H187V204H185ZM188 205H189V204H188ZM202 205H203V206H202ZM209 205H211V204H209ZM247 205L249 206L250 204H247ZM84 206H86V208H85ZM98 206H100V208H99ZM141 206H142V207H141ZM151 206H155V208H152ZM191 206H192V205H191ZM193 206H192V207H193ZM214 206H215V203H214ZM237 206H240V205H237ZM242 206H243V205H242ZM80 207H82L83 210H81ZM92 207H95V208H92ZM101 207L104 208V209L99 210V211H100V215H99L98 209H101ZM111 207H112V206H111ZM168 207H169V206H167L166 209H167ZM175 207L178 208L177 206H175ZM188 207H190V206H188ZM194 207L196 208L197 206H194ZM210 207H211V206H210ZM244 207H245V206H244ZM249 207H250V206H249ZM258 207H259V206H258ZM78 208H79V210H78ZM89 208H90V209H89ZM113 208H112V211H111L112 213H113ZM118 208H117V209H118ZM120 208H119V209H120ZM184 208H185V206H184V207L181 206V208H178V210L182 209L183 211H185V210L187 209V207H186V209H184ZM205 208H206V207H205ZM207 208H209V207H207ZM255 208H256V206H255ZM92 209H93V210H92ZM151 209H150V210H151ZM155 209H156V210H155ZM163 209H164V207L162 208L161 211H163ZM170 209L172 210L171 207H170ZM170 209L168 208V211H169ZM191 209H192V208H191ZM191 209H188V211H190ZM196 209L198 210V208H196ZM196 209H195V210H196ZM210 209H211V208H210ZM236 209H237V208H236ZM80 210H81V212H80ZM84 210H85V211H84ZM87 210H88V211H87ZM114 210H115V209H114ZM150 210H149L148 213H150ZM173 210H174V209H173ZM192 210H193V209H192ZM199 210H198V211H199ZM202 210H200V211H202ZM71 211H72V213H71ZM74 211H76L77 213H75ZM115 211H116V210H115ZM115 211H114L113 214H115ZM164 211H165V210H164ZM164 211H163V212H164ZM180 211H181V210H180ZM183 211H182V212H183ZM79 212H80V213H79ZM87 212H88V213H87ZM105 212H106V211H105ZM105 212H104V213H105ZM107 212H108V210H107ZM107 212H106V213H107ZM156 212H158V211H156ZM156 212H155V213H156ZM166 212H167V211H166ZM169 212H170V213H169ZM169 212L166 213L167 215L162 216L163 221H164V218H165V221H167L166 219H168V216H170V217L172 216L171 219H173V218L175 217V213H178V211H177V212L174 211L175 213H173V212L171 213V211H169ZM194 212H195V211H194ZM245 212H246V211H245ZM263 212H264V211H263ZM73 213H75V214H77V215H75V214H73ZM89 213H90L91 215H90ZM104 213H103V214H104ZM106 213H105V214H106ZM109 213H110V212H109ZM132 213H133V214H132ZM135 213H136V212H135ZM137 213H139V212H137ZM151 213H152V212H151ZM151 213H150V214H151ZM155 213L153 212V215L156 217V219H157L159 222H163L161 219L158 218V217H159V213H156V214H155ZM168 213H169V214H168ZM110 214H111V213H110ZM116 214H117V213H116ZM141 214H139V215H141ZM162 214H163V213H161V215H162ZM261 214H262V213H261ZM139 215H138V216H139ZM143 215H144V214H143ZM145 215H147V214H145ZM151 215H152V214H151ZM178 215H179V214H177V216H178ZM248 215H249V214H248ZM78 216H79V215H78ZM80 216H81V214H80ZM89 216H88V217H89ZM124 216H125V215H124ZM157 216H158V217H157ZM177 216H176V217H177ZM262 216H263V215H262ZM111 217H112V214H111ZM114 217H115V216H114ZM133 217H134V216H133ZM181 217H182V216H181ZM246 217H247V216H246ZM248 217H249V216H248ZM248 217H247V218H248ZM250 217H251V216H250ZM253 217H254V216H253ZM258 217H259V216H258ZM263 217H264V216H263ZM138 218H139V217H138ZM247 218H246V220H247ZM260 218L262 219V217H260ZM260 218H259V220H261ZM80 219H81V217H80ZM95 219H96L99 223H102V226H101V225L99 226V225H98L99 223H97V221H95ZM113 219H114V218H112V221H113ZM132 219H133V218H132ZM135 219H137V218H135ZM176 219H177V218H176ZM176 219H175V220H176ZM216 219H217V218H216ZM69 220H70V219H69ZM102 220H103L104 222H103ZM115 220H116V219H115ZM169 220H170V219H169ZM173 220H174V219H173ZM173 220H172V221H173ZM217 220L219 221V219H217ZM217 220H215V221H217ZM249 220H251V218H249ZM263 220H264V219H263ZM80 221H82V222H80ZM176 221H177V220H176ZM176 221H173V222H176ZM178 221H179V220H178ZM261 221H262V220H261ZM76 222H77L78 224H80V227L77 226V223H76ZM92 222H93V223H92ZM168 222H169V221H168ZM168 222H165V223H168ZM170 222H171V220H170ZM255 222H257V221H255ZM96 223H97V224H96ZM104 223H105V224H104ZM107 223H108V224H107ZM112 223H113V222H112ZM117 223H118V222H117ZM117 223H115V225H117ZM130 223H131V221H130ZM137 223H138V222H137ZM216 223H217V222H216ZM251 223H252V222H251ZM262 223H263V221H262ZM74 224H76L75 227H76L77 229H76L75 227H73ZM95 224H96V225H95ZM103 224H104V225H103ZM106 224H107V225H106ZM138 224H139V223H138ZM163 224H164V222H163ZM169 224H171V227H170V226H167V228L169 229V227H170L171 230H172V232H173L172 234H174V236L178 239V242H179V240L181 241V240H182V236L178 233V231H177V226H175L174 223L172 224V222L169 223ZM254 224H255V223H254ZM254 224H253V225H254ZM93 225L95 226V229H94V226H93ZM110 225H111V226H110ZM115 225H114V228H112L113 231H115L114 229H116V228H115ZM164 225H165V227H166V224H164ZM257 225H259V223H258ZM89 226H90V227H89ZM98 226H99V227H98ZM117 226H118V225H117ZM250 226H251V225H250ZM260 226H261V224H260ZM92 227H93V228H92ZM100 227H102V230H101ZM104 227H105L106 229H104ZM119 227H120V225H119ZM161 227H162V226H161ZM213 227H215V226H213ZM254 227H255V226H254ZM110 228H109V229H110ZM117 228H118V227H117ZM120 228H121V227H120ZM67 229H68V228H67ZM70 229L67 230L68 233L70 232ZM97 229H98V230L100 229V230L97 232ZM121 229H122V228H121ZM121 229H118V231L121 230ZM168 229H167V230H168ZM219 229H220V228H219ZM241 229H242V228H241ZM241 229H240V230H241ZM106 230H107V232H106ZM136 230H137V228H136ZM139 230H140V229H139ZM161 230H162V229H161ZM164 230H165V229H164ZM164 230H163V231H164ZM235 230H236V229H235ZM237 230H238V229H237ZM247 230H248V229H247ZM89 231H90V232H89ZM93 231H94V232H93ZM113 231H111V232H113ZM230 231H231V230H230ZM230 231H229V229H228V232H230ZM242 231H243V229H242ZM96 232H97V233H96ZM125 232H126V230H125ZM128 232H130V230H129ZM136 232H137V231H134V230H133V231H131L130 235H133V237H134L135 235L137 236L138 233H136ZM161 232H162V231H161ZM165 232H166V230H165ZM165 232H164V234H165ZM167 232H168V231H167ZM240 232H241V231H240ZM244 232H245V229H244ZM246 232H247V231H246ZM246 232H245V233H246ZM248 232H249V231H248ZM119 233H120V232H119ZM123 233H124V232H123ZM123 233H122V234H123ZM225 233H226V232H225ZM236 233H237V232H235V234H236ZM70 234H71V232H70ZM102 234H101V235H102ZM112 234H113V233H112ZM116 234H117V230H116ZM126 234H127V233H126ZM126 234H125V236H124V234H123V237H122V239L124 238L123 240H125V241H126L125 238L127 237ZM140 234H141V233H140ZM164 234H161V237H162V235L164 236ZM169 234H171V233H169ZM219 234H220V233H219ZM221 234H222V233H221ZM235 234H234V235H235ZM239 234H240V233H239ZM249 234H250V233H249ZM74 235H73L71 238H74ZM83 235H82V236H83ZM86 235H88V234H86ZM119 235H121V234H119ZM225 235H228V233H226ZM225 235H224V236H225ZM242 235H243V234H242ZM246 235H247V237H248V233H246ZM246 235H245V236H246ZM60 236H61V235H60ZM60 236H59V237H60ZM70 236H71V235H70ZM108 236L111 237V236H113V235H111V236L108 235ZM108 236H107V237H108ZM140 236H141V235H140ZM166 236H167V234L165 235V237H166ZM169 236H170V235H168V238H170ZM220 236H221V235H220ZM224 236H223V237L221 236V237H222V241L224 240L223 238H225ZM228 236H229V235H228ZM232 236H233V235H232ZM235 236H236V235H235ZM118 237H119V236H117V238H118ZM128 237H130V236H128ZM128 237H127V238H128ZM133 237H132V239H133ZM165 237H163V238H161V239L163 240ZM230 237H231V236H230ZM236 237H237V236H236ZM240 237H241V236H240ZM242 237H243V236H242ZM247 237H246V239H243V240H245L244 243H246ZM93 238H95V237L93 236L92 239H93ZM134 238H136V237H134ZM137 238H138V237H137ZM137 238H136V239H137ZM166 238H167V237H166ZM168 238H167V239H168ZM176 238H175V240H176ZM183 238H184V237H183ZM92 239H91V240H92ZM97 239H96V241H97ZM111 239H112V237H111ZM113 239H114V238H113ZM122 239H121V240H122ZM130 239H131V238H130ZM140 239H141V241H139V240H137V241L141 243V242H142V238H140ZM167 239H166V240H167ZM225 239L228 240L229 238L227 237V238H225ZM239 239H240V238H239ZM241 239H242V238H241ZM241 239H240V240H241ZM133 240H135V239H133ZM172 240H173V239H172ZM172 240H171V241H172ZM229 240H231V239H229ZM236 240H237V238H236ZM240 240H237V241L239 242ZM112 241H113V240H112ZM112 241H111V242H112ZM125 241H124V242H125ZM127 241H128V240H127ZM127 241H126V242H127ZM167 241H170V240L168 239ZM173 241H174V240H173ZM184 241H185V240H184ZM184 241H182V242L184 243ZM186 241H187V239H186ZM232 241H233V240H232ZM100 242H98V243H100ZM111 242H110V243H111ZM126 242H125V243H126ZM163 242H164V240H163ZM189 242H192V241H190V239H189ZM189 242H188V243H189ZM226 242H227V241H226ZM238 242H237V244H238V247H237V248L241 247V244L238 243ZM240 242H242V241H240ZM129 243H131L130 240H129ZM140 243H139V245H141V247H142V248H141L142 251H141V249H140L139 251L143 252V251H144V250H143V246H144V244L142 245V244H140ZM176 243H177V242H176ZM179 243H180V242H179ZM86 244H88V243H85V244H84L85 247H84L83 244H82L83 246H82V245H79L80 247H78V252H79V254H83V253H84L83 255H85L86 257H88V256H89V253H90V250H91V246H90V245L93 244V240H92V242H89V246H90V247H89V246H88V247H89L90 249L87 248ZM94 244H95V243H94ZM94 244H93V245H94ZM102 244H101V245H102ZM126 244H128V243H126ZM196 244H197V243H196ZM196 244H195V245H196ZM235 244H236V242H235ZM237 244H236V245H237ZM239 244H240V246H239ZM247 244H248V243H246V245H247ZM103 245H102V246H103ZM132 245L135 246V245H137V243H136L135 245H134V244H132ZM132 245L129 246V247H130V250L132 249ZM167 245H169V244H167ZM170 245H171V243H170ZM175 245H176V244H175ZM184 245L186 246V244H184ZM244 245H245V244H244ZM95 246H96V245H95ZM95 246H94V247H95ZM124 246H125V245H124ZM137 246H138V245H137ZM137 246H135V247H137ZM181 246H182V245H181ZM191 246H192V243H191ZM232 246H235V245H232ZM232 246H231V247H232ZM82 247H83V248H82ZM111 247H112V246H111ZM116 247H117V249L114 250V248H113L112 252L115 251V253H117V254L114 255V253H113V254H111V255L109 256V254L111 253V252H110L106 258H105L106 255H103V258H105V261H106V262H107L106 259H108L109 257H110V260H112L111 256H114V257H113V260H114V261L116 260V258H117V261L119 260V258L121 259V257H122L123 255L120 254V255H121V257H120V255H119L120 252H116V251L118 250L119 247H118V246H116ZM135 247H134V248H135ZM157 247H158V246H157ZM177 247H179V245H178ZM188 247H189V246H188ZM197 247H198V246H197ZM200 247H201V246H200ZM85 248H86V249H85ZM92 248H93V247H92ZM108 248H109V247H108ZM108 248H107V249H108ZM123 248H124V247H123ZM125 248H127V247H125ZM138 248H139V246H138ZM138 248H135L136 250L132 249V250L130 251L129 254L131 255V254L133 253V250H134V251H136V254H137V253L139 254V255L137 254L138 256H141L143 253L141 254V253L137 252V251H138ZM179 248H180V247H179ZM232 248H233V247H232ZM247 248H248V246H247ZM64 249H65V250H64ZM79 249H80V250H79ZM87 249L89 250V253H87V251H88ZM107 249H104V250H106L107 252L110 251V250H107ZM111 249H112V248H111ZM127 249H128V248H127ZM144 249H145V247H144ZM184 249H185V248H184ZM203 249H204V246H203ZM229 249H230V247H229ZM61 250H62V252H63V253H61V254H62L61 258L64 259V261L66 260L65 262H69V263H72V264L75 263L76 255L78 254V253H77V254L75 253L76 251L68 250V249H66L65 247H63V249H62V247H61ZM81 250H84L88 256L85 254L84 251H81ZM86 250H87V251H86ZM92 250H94V248H93ZM92 250H91V251H92ZM121 250H122V249H121ZM121 250H120V251H121ZM186 250H187V248H186ZM191 250H192V249H190V252H191ZM232 250H233V249H232ZM69 251H71V252L69 253ZM118 251H119V250H118ZM157 251H158V250H157ZM161 251H162V249H161ZM67 252H68V253H67ZM95 252H96V248H95ZM131 252H132V253H131ZM187 252L189 253V250H188ZM74 253H75V254H74ZM121 253H122V252H121ZM124 253L126 254L127 252L125 251ZM144 253H145V252H144ZM149 253H151V252H149ZM61 254H60V251H59V255H61ZM64 254H65V255H64ZM66 254H67V256H66ZM69 254H70V255H69ZM72 254H73V255H72ZM94 254H95V253H93V255H94ZM105 254H107V253H105ZM129 254H128V256H129ZM133 254H135V253H133ZM136 254H135V258H136ZM140 254H141V255H140ZM186 254H187V253H186ZM191 254H192V252H191ZM191 254H188L187 256H188V257H193V255L190 256ZM193 254H195V251L193 252ZM263 254H264V253H263ZM263 254H262V255H263ZM83 255H78V260L81 259V257H82ZM93 255H92V256H93ZM116 255H119V257L116 256ZM126 255H127V254H126ZM195 255H196V254H195ZM195 255H194V257H195ZM65 256H66V257H65ZM73 256H74V258H73ZM90 256H91V255H90ZM90 256H89L88 258H90ZM96 256H97L96 258H95V257H93V258L91 257L92 259L95 258V259L93 260L92 263H93V264H95V263H96V264H100V260L98 259V257H101V256H100L99 254H97ZM151 256L153 257L152 253H151ZM187 256H186V257H187ZM196 256H197V255H196ZM263 256H264V255H263ZM263 256H262V257H263ZM67 257L69 258V260H67V259H68ZM79 257H80V258H79ZM86 257L83 256V258H86ZM123 257H124V260H123ZM123 257H122V259H121L122 261H121V260H119L120 262L118 261L119 263H118L117 261H115V262H113V263H115V264H121V263H122V264H123V262L125 261V256H123ZM132 257H133V255H132ZM143 257H144V256H143ZM188 257H187V258H188ZM194 257H193V261H194ZM198 257H199V256H198ZM198 257H196V260H195L196 263H199V262H197V260H198L197 258H198ZM71 258H72L74 261H73ZM88 258H87V259H88ZM130 258H131V257H130ZM199 258H200V257H199ZM263 258H264V257H263ZM92 259H89L88 261H92ZM127 259H128V258H127ZM131 259H134V257L131 258ZM136 259L138 260L137 262H140V261L142 262V256H141V257H138V258H136ZM136 259H135V260H136ZM189 259H190V258H189ZM71 260H72V261H71ZM78 260H76V261H78ZM108 260H109V259H108ZM110 260H109V261H110ZM129 260H130V259H129ZM135 260H133V261L136 262ZM139 260H140V261H139ZM143 260H144V259H143ZM154 260H155V259H154ZM154 260H150V261L153 262ZM190 260H191V259H190ZM199 260H201V259H199ZM199 260H198V261H199ZM262 260H263V259H262ZM79 261H80V260H79ZM133 261H132V262H133ZM263 261H264V260H263ZM94 262H95V263H94ZM101 262H102V261H101ZM129 262H130V264H131V260H130ZM134 262H133V263H134ZM200 262H203V260L200 261ZM76 263H77V262H76ZM76 263H75V264H76ZM110 263H111V262H110ZM113 263H112V264H113ZM89 264H90V263H89ZM103 264H105V263L103 262ZM106 264H107V263H106ZM108 264H109V263H108ZM125 264H127L126 261H125ZM134 264H136V263H134ZM137 264H140V263H137Z\"/></svg>",
	"mask_w": 264,
	"mask_h": 264
}]
</instances>
